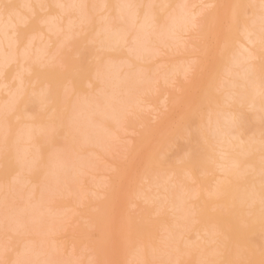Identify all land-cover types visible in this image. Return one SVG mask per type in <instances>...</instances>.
<instances>
[{
  "label": "rangeland",
  "instance_id": "rangeland-1",
  "mask_svg": "<svg viewBox=\"0 0 264 264\" xmlns=\"http://www.w3.org/2000/svg\"><path fill=\"white\" fill-rule=\"evenodd\" d=\"M3 1V0H2ZM10 0H4L3 1V4L0 5V12L3 11L2 8L4 9V12L3 13H6V11H10V10H13V7L15 9L14 11V18L17 17V15H19V18L20 16L21 17H26L28 14H30L31 11L28 12V10H25L22 8V7H17V5H12V2H9ZM19 2L21 0H18ZM66 0V2L64 1L63 4H61L62 0H50V5H52V7L50 6L48 9H41V5H38L37 3V0H33V3H34V10L36 12V14H34V17H33V21H36L35 18L41 16V18L43 19L44 17V25L43 26V23L40 24L41 26H39V29L40 27L42 28L41 30L43 31V27L45 28L44 30V36H41L39 38H37L36 40H32L29 38H27L28 36H25V34L27 35V32L29 33V30L30 28L32 27L31 24H33V21L30 22L28 21L27 23L23 24L20 23L19 26L20 28L23 30V33L25 36V41L23 42L24 47H21L19 48L18 46H14L13 48L15 49L16 48H19L18 50V53H16L17 55H15V52H16V49L14 51L13 50H10L9 48H7V46H5L4 43H6V40H9L11 41L13 38L11 36H7L6 34H9L11 33L12 31L9 30V26H10V19H8V23L5 21L4 23H0V162H4L5 165H10L12 167V170L14 169H18L17 170V173L14 172V175L11 173L8 172L7 173H4L5 171H3V165H0V194L2 192V196L0 195V216L3 214V216L0 217V252H2L3 249H5V246L7 248V245L10 246L11 244H13V237H17L19 241H17L15 244H16V247L14 246L12 251H11V254L14 253V251L16 252V254H18L19 252V255H21L20 257L22 259H20V257L18 256H12L11 258H9L8 261H5V260H2L0 259V264H2V262L4 264H34L35 260L36 261H40L38 264H93V262L95 263L96 261L97 262H101V258H96L92 259V254L91 253H94L96 250V248H92L93 244L94 246L93 247H97V243L95 242H92L91 239H94V241H96L97 239H99L98 237V233L100 232L98 227H92L90 226V222L89 220L86 218L87 214H89V211L92 212L91 214L95 213L96 210H97V207L99 205V203H101L103 200H104V197L106 196H109V195H113V198L116 197V191H110L108 190L110 188V186H112L117 180H116V176H118L117 172L120 170L123 171V173H127L126 174V177L128 178L127 180H129L128 182L130 183L129 186H132V180L131 178H133V180H135V178L138 179V181L136 182V185L133 187L132 191H131V195L128 196L129 198H127L128 200L125 202L128 204H125V207L124 210H121L120 207V204L119 203H116L115 201V204L114 206L111 208V211H110V218L113 216H118V213L116 215V212L120 210V216H123L121 217L120 219L126 221L127 223H129L130 225L134 226L135 225L139 228H142V230L144 231L145 235L142 236V237H138L136 235V233H131V231H129L128 234H125V236L127 237V239H130V240H134L133 242H128V245L129 247L131 246V250L129 249L128 250V253H127V256H125L122 259L118 258V257H113L111 260H110V264H133L134 261L132 260V258L130 259L131 255L134 254L135 250H136V256H137V253L141 256V255H144L143 253H139L137 252V250H141V249H133V247H136L138 246L141 242V244H146L145 242H147L148 245H152L154 244L149 250L150 252L152 251V248L153 250L156 251L152 252L153 254L152 255H149V257L147 258L148 261H145L142 262L143 264H197L195 263V261H192L194 258H196L195 256L197 255H200L199 253L201 254H204L203 251H207V250H204V248H207L208 251L206 252V254L209 256V250L212 249L213 247V244L216 245V242H210L209 241V237L205 236L208 238L207 239H201L202 237H200L199 235H201V233L198 235V233L196 234L195 230H192V228L194 229V226H198L195 225L193 223V220L192 219L193 217L195 218V214L194 212H192V210L194 209L193 206L190 204V203H197L198 201H190V199H185V197L188 195L187 194V191H188V187H184L183 189V186H178L179 188L178 189H175V190H172V195L174 197H172V199H174V202L178 203L180 202L179 200H182V197L183 200L180 202V207H179V212H176V213H172L171 210H168L167 208L165 209V205L168 204V201H164L163 199H165L163 196L162 198L163 199H159V197H156L159 201L160 204H164L163 207L160 208V205L158 204V201L157 199L153 196L155 195H158L160 193V191L158 192V189L157 187H154L153 188L151 187V190L150 189V182L147 181V180H141L142 177L141 175L144 174V172H142V169L140 168L141 166L138 165L136 163V165H131L133 167H130L127 165L126 166V162H128L127 160L130 159L132 156H131V153L132 151H134L138 146V149H137V152H138V156H140L139 154H143L144 155V152L147 151L148 153L151 152V151H154L156 149V139L158 138H161L162 134H158V136H152L150 135V132L152 133V130H154V127H156V125L160 122L159 120H161V118H165L164 121L168 120L169 119V122L168 123H165L163 122V125L164 123L167 125L169 124V127H175L176 126V113H179L178 110H176V104H178L179 101L182 99V96H180V94H182L183 92H186L185 89H187V87L190 85L191 86V83L195 78V76H197V72L194 73V75L192 76V73L194 71H192V73H187L189 71V69L186 71V74L188 75H178L175 74L177 77H176V80L174 82V79L175 77H173V74L175 72H179L183 71L180 70L179 67H181V65L185 64L182 66V68H184V66L189 67L191 66L193 63H196V59L198 58V55L197 54V51L199 52L200 49L204 42H205V39L200 37L198 35V29H193V30H190L191 33H187L188 35L184 36L183 38L184 39H180L182 41V43H184V46L179 42V41H176V39H172L167 35V33L169 32L170 30V21H171V16H175L174 14H179L180 12V7L184 5L185 7V4L186 5H189L188 2H192V0H184V3L183 0H171V6L170 8L168 7L167 10L169 11H160V12H157V17L158 19L162 22V24H160L159 22V25L162 26V28L160 27L158 30L157 29H153L155 30V32L153 33L154 34H157L158 35V38L161 39V42L163 45H165V48L163 49H157V47L159 48L160 46H158L156 44L153 45L155 46V48L152 49V51H154V53L150 52V54L152 55H157L158 54V51L157 50H161L162 52L160 53V55H157V58L155 56H153V58H150V56H148V53H146L144 50L145 48L147 47V41L149 38H154L153 35L151 36L150 34L151 31L153 32V30H149L148 32H146V26L144 25H140V23L138 21H133L131 19V17L133 16V14L131 15V13H133L134 9L135 10H140L141 12H146V11H151L153 9H157L161 3V1L163 0H116L119 4H117V2L115 3V0H114V3H112V6H113V9H112V12H110V14H108L107 11H105L106 15L103 13L104 11L102 10V0ZM83 1V2H81ZM90 6H88L87 2ZM133 1H136V2H133ZM174 1V2H173ZM181 1V3H180ZM195 1V0H193ZM199 1L201 2V0H198V3H197V0H196V3L199 4ZM210 0H204L202 1L199 5H197L195 7V10L191 8V10H194L196 11H202L205 9V12L204 13V16L205 18H203V22L206 21V20H209V17L211 15L210 12H213V7L209 9V6L210 5H206L208 4L207 2H209ZM18 2V4H19ZM76 2V5L75 6V3ZM81 2V4H80ZM133 2V3H131ZM140 2V3H139ZM146 2V4H145ZM173 2V3H172ZM6 3L8 5H6ZM57 3V4H56ZM67 6V10L65 11V13L61 14V16L59 15L58 17H53L54 15L52 14V11L55 10H60L61 11V8L63 9L65 7V5ZM78 3V4H77ZM135 3H137L135 5ZM144 3V4H142ZM159 3V4H158ZM180 5H179V4ZM188 3V4H187ZM195 4H190L189 7L191 5H196ZM87 4V5H86ZM148 4V5H147ZM177 4V5H176ZM80 5V6H78ZM147 5V6H146ZM262 6L260 3H256V10L255 11H259V6ZM16 6V7H15ZM64 6V7H63ZM87 6V7H86ZM101 6V7H100ZM135 6V7H134ZM142 6H145V10L142 11ZM149 6V7H148ZM155 6V7H153ZM175 6V7H174ZM79 7V8H77ZM80 7H81V10H80ZM90 7V8H89ZM122 7V8H121ZM134 7V8H133ZM172 7V8H171ZM199 7V8H198ZM205 7V8H204ZM259 7V8H258ZM22 8V9H21ZM54 8V9H53ZM86 8H88L86 10ZM96 8V9H95ZM101 8V9H100ZM119 10H117V9ZM178 10H176V9ZM188 8V7H186ZM197 8V9H196ZM253 8V7H251ZM251 8L249 9V7H247V12H246V16L244 17L246 22H249V19H255L256 18V15H258V13H255V16L253 15H250L251 12ZM9 9V10H8ZM38 9V11H37ZM89 9L91 11H89ZM116 11H115V10ZM144 9V7H143ZM149 9V10H148ZM208 9V10H207ZM262 10V8H260ZM20 10V11H19ZM33 10V8H32ZM42 10V11H41ZM95 10V12H94ZM47 11V12H46ZM74 11V12H73ZM178 13H177V12ZM41 12V13H40ZM82 12V13H80ZM87 14H86V13ZM100 12V13H99ZM102 12V13H101ZM168 13V15H166L165 13ZM43 13V14H42ZM98 13V15H97ZM120 13V14H119ZM174 13V14H173ZM210 13V15H208ZM248 13V14H247ZM2 14V12L0 13ZM24 14V15H23ZM49 17H48V15ZM52 14V15H50ZM69 14V15H68ZM73 14H78V15H75L73 16ZM104 14V15H103ZM107 14L109 15L108 17ZM114 14V15H112ZM166 15V16H163V15ZM172 14V15H171ZM260 14V12H259ZM263 14V13H261ZM26 15V16H25ZM47 15V16H46ZM67 15V16H66ZM97 15V16H96ZM111 15V16H110ZM118 17H117V16ZM131 15V16H130ZM171 15V16H170ZM46 16V17H45ZM72 16V17H71ZM86 16V17H85ZM162 16V18H161ZM207 16V17H206ZM248 16V17H247ZM252 16V17H251ZM98 17V18H96ZM113 20V18H115ZM123 17V18H122ZM128 17V19H127ZM160 17V18H159ZM170 17V18H169ZM176 17H178L176 15ZM259 17V15H258ZM257 17V18H258ZM261 17V15H260ZM259 17V18H260ZM6 17H3L2 18V21L3 19H5ZM40 18V17H39ZM40 18V19H41ZM51 18V19H50ZM70 18V19H69ZM96 18V19H94ZM165 18V19H164ZM168 18L170 20H168ZM41 19V20H42ZM49 19V20H48ZM58 19V21H57ZM65 19V20H64ZM67 19V20H66ZM106 19V20H105ZM111 19V20H110ZM205 19V20H204ZM15 20V19H14ZM13 20V21H14ZM17 20V19H16ZM50 20H52L50 22ZM54 20V21H53ZM63 20H64V23H63ZM77 20V21H76ZM87 20V22H86ZM94 20V21H93ZM106 22H105V21ZM109 20V21H108ZM117 20V22H116ZM173 20V19H172ZM177 20V18H176ZM49 21V22H48ZM100 21H103L102 24H100ZM113 21H114V24H113ZM133 21V22H132ZM166 21V22H165ZM55 22V23H54ZM93 22V23H92ZM136 22V23H135ZM6 23V24H5ZM50 23V24H49ZM62 23V24H61ZM91 23V24H90ZM116 23V24H115ZM139 23V24H138ZM48 24V25H47ZM52 24V25H51ZM99 24V25H98ZM115 25L113 27V25ZM120 24V25H118ZM133 24V25H132ZM72 25V26H71ZM74 25V26H73ZM84 27H83V26ZM122 25V26H121ZM135 25V26H134ZM164 25V26H163ZM64 28H63V27ZM78 26V27H77ZM81 26V27H80ZM99 26V27H98ZM108 26H110V29L107 31H101L102 29H104L105 27L107 28ZM54 27V28H53ZM63 29H62V28ZM83 27V28H82ZM130 27V28H129ZM135 27V28H134ZM144 27V28H143ZM163 27H167V28H163ZM49 28H53L55 31L54 32H50L49 33ZM117 28V29H115ZM123 28V29H122ZM73 29V30H72ZM101 29V30H100ZM115 29V30H114ZM129 29V30H127ZM136 29V30H135ZM143 29V30H142ZM161 29H164V34H161L162 37H159L160 35V30ZM9 30V31H8ZM64 30V31H63ZM95 30V31H94ZM113 30V31H112ZM127 30V31H125ZM140 30V31H138ZM158 32H157V31ZM7 31V32H6ZM68 32L67 33H62V32ZM99 31V32H97ZM111 31V32H110ZM119 31L121 32V34H126V37L127 34L131 33V35H129V37L127 38L130 39L129 40V45H132V47L134 48V52L133 53H136L134 54V56L132 55H129L127 57V55L129 54V50L128 52L126 51L125 47L128 49V43L125 44V45H122L120 46L119 44L116 45V42L115 41V36H116V32ZM135 31V32H134ZM189 31V32H190ZM94 32V33H93ZM50 34V35H47ZM102 33V34H101ZM107 33V34H106ZM110 33V35H109ZM197 33V34H196ZM46 34V35H45ZM100 34V36H99ZM118 34V33H117ZM122 34V35H123ZM140 34H143V35H140ZM6 35V36H5ZM74 35V36H73ZM78 35V36H77ZM94 35V36H93ZM135 35H137L135 37ZM150 37H149V36ZM157 35H154L155 37ZM50 36V37H49ZM60 36V37H59ZM88 36V37H87ZM139 36V37H138ZM53 37V38H52ZM66 37V38H65ZM69 37V38H68ZM92 39H91V38ZM147 37V38H146ZM3 38V39H2ZM27 38V39H26ZM151 38V39H152ZM187 38V39H186ZM197 38V39H196ZM41 39V40H40ZM46 39V40H45ZM50 39V40H49ZM87 39V41H86ZM98 39V40H97ZM140 40V41H137V40ZM143 39H144V42H143ZM169 39V40H168ZM172 39V40H170ZM4 40V41H2ZM45 40V41H44ZM97 40V41H96ZM101 40V41H100ZM136 40V41H134ZM167 40V41H166ZM195 40V41H194ZM210 40V38L208 39ZM35 41V42H34ZM36 41H38L36 44ZM109 41V42H108ZM169 41V42H168ZM33 43V44H30ZM41 42V43H40ZM51 42V43H50ZM56 42V43H55ZM87 42V43H86ZM105 42V43H104ZM107 42V43H106ZM143 42V44H142ZM164 42V43H163ZM173 42V44H172ZM179 44V46L177 45H174V43H177ZM190 42V43H189ZM3 43V45H2ZM27 43V44H26ZM50 43V44H49ZM84 43L82 46L81 44ZM102 43V44H101ZM166 43V44H165ZM200 43V44H199ZM53 44V45H52ZM60 44V45H59ZM103 45V47L101 48V46ZM113 44V45H112ZM136 44V45H135ZM141 44V45H140ZM144 44H145V47H144ZM187 44V45H186ZM191 44V45H190ZM41 45V46H40ZM52 46H55V48H51L50 51L48 50L50 47ZM67 45V46H66ZM80 45V46H79ZM90 45V46H89ZM95 45V46H94ZM106 45V46H104ZM171 45V46H169ZM183 47H182V46ZM186 45V46H185ZM193 45V47H191ZM5 46V47H4ZM32 46V47H31ZM72 49H71V47ZM94 46V47H93ZM99 46V47H98ZM125 46V47H124ZM167 46V47H166ZM238 46V45H237ZM106 47V49L104 48ZM110 47V48H109ZM23 48V49H22ZM89 48V49H88ZM92 48V49H91ZM98 48V49H97ZM108 48V49H107ZM112 48V49H111ZM138 48V49H137ZM179 49V50H175V49ZM237 48V47H236ZM8 49V50H7ZM36 49V50H35ZM55 49L56 52H55ZM105 49V50H104ZM111 49V50H110ZM117 49H118V52H117ZM141 49V50H139ZM143 49V50H142ZM173 49V50H172ZM185 49H191V50H187L185 51ZM5 50H6V54H5ZM10 50V51H9ZM26 50V51H25ZM52 50V51H51ZM67 50V51H66ZM125 50V53L124 51ZM172 50V51H171ZM22 51V52H21ZM65 51V52H64ZM86 51V52H85ZM105 51V52H104ZM178 51V53H177ZM183 51H185L186 54H184V52L182 53ZM194 52L191 54V52ZM50 52H52L50 54ZM107 52V53H106ZM109 52V53H108ZM156 52V53H155ZM173 52V53H172ZM180 52V54H179ZM235 52V51H234ZM80 53V54H79ZM99 53V54H98ZM127 53V55H126ZM164 53V54H163ZM189 53V54H188ZM236 53V52H235ZM235 53H233L229 59H232L233 57H235ZM5 54V55H4ZM12 54V55H9ZM49 54V56H48ZM144 54V55H143ZM163 54V55H162ZM169 54V55H167ZM175 54V55H174ZM31 55V56H30ZM56 55L59 57L56 58ZM80 56V57H77ZM102 55V56H101ZM111 55H116V56H122V57H127L129 60L133 61V62H136V61H139V62H136L139 67V69H143L144 67H149L151 70H149L148 68L144 69L145 70V73L147 75H142L144 74V71H140L137 67H134L131 69V71L127 68V71H125L126 69H123V71L119 73V75L123 74L124 76H121L119 77L118 73H117V69L116 67L114 66V63L110 61V56ZM167 55V56H166ZM183 55V56H182ZM42 56V57H41ZM82 56V57H81ZM95 56V57H94ZM142 58H141V57ZM200 56V55H199ZM13 57V58H12ZM16 57V58H15ZM28 57H31V58H28ZM44 57V59H43ZM51 57V59H49ZM53 57V58H52ZM66 57V58H65ZM149 57V58H148ZM190 57V58H189ZM202 57V56H201ZM3 58V59H2ZM6 58V59H5ZM11 58V59H10ZM33 58V59H32ZM58 61H64L66 66H71L73 67L75 64L77 65L78 63L81 65L82 67V71H79L80 73V76L82 78H84L83 80L85 79H91L93 76L91 74H94V69L96 67H101V69L103 70V73H104V76H103V83L99 82V81H96L93 83L92 85V88H90V86L87 84L82 86V85H79V87L81 86V92L80 94H78L79 92H76V91H72L70 92V80H68V76H63V82L62 84H65L61 85V88H66L65 90H67V93L64 92L65 90L61 89V91L64 93V95L62 94L61 96H59L58 94L60 93L59 91H57L54 87H52L51 89V94H54L55 97H56V100L52 103H45L46 99L43 100V95H42V91H41V87L43 88V85L42 83H39L37 82L36 84H32L30 87L28 86L29 83L27 82L29 80V78L31 77L30 75L32 74V72H35L36 74H41V73H44L46 71H55L57 72V75H60V74H63L64 73V68L62 67L61 63L60 62H57L56 59ZM62 58V59H61ZM82 58V59H81ZM95 58V59H94ZM101 58V59H100ZM105 58H107L105 60ZM147 58L148 60L151 59L152 61H147L145 59ZM162 58V59H161ZM189 58V59H188ZM196 58V59H195ZM19 59L21 61H19ZM30 59V60H29ZM53 59V60H52ZM134 59V60H133ZM185 59H187L185 61ZM194 61H193V60ZM5 60V61H4ZM12 61L15 63V61H18V63L16 62L15 64L11 62V64L9 63V65L6 67V64L9 62V61ZM14 60V61H13ZM71 60V61H70ZM83 60V61H82ZM105 60V61H104ZM154 60V61H153ZM192 60V61H191ZM24 61V62H23ZM25 61L27 62V65L25 63ZM33 64H30L31 62ZM44 62V63H41ZM73 61V62H72ZM89 61V62H88ZM93 61H101L99 64H96V67L93 66L94 63H98V62H94ZM146 61V62H145ZM190 61V62H189ZM24 63L23 65L21 63ZM51 62V63H50ZM54 62V63H53ZM70 62V63H69ZM83 62V63H81ZM104 62V64H103ZM144 64H142V63ZM161 62V63H160ZM183 62V63H182ZM35 63V64H34ZM90 63V64H89ZM113 63V65L111 64ZM179 63V64H178ZM192 63V64H191ZM230 63V62H229ZM229 63H228V66H229ZM14 64V65H13ZM61 66H60V65ZM92 64V65H91ZM101 64V65H100ZM108 64V65H107ZM167 64V65H166ZM20 65V66H19ZM33 68L30 69L32 66ZM59 65V66H58ZM86 65V66H85ZM110 65V66H109ZM157 67H156V66ZM173 65V67H171ZM180 65V66H179ZM26 66V67H25ZM51 66V67H50ZM175 66V67H174ZM227 66V69L224 70V75H226L225 71L228 72L231 68V64H230V67L228 68ZM36 67V68H35ZM87 67V68H86ZM95 67V68H94ZM156 69H154V68ZM246 67H249L246 65ZM15 68V69H13ZM38 68V69H37ZM51 68V69H50ZM59 68V69H58ZM90 68V69H89ZM92 68H94L92 70ZM137 68V69H136ZM164 68V69H162ZM168 68V69H167ZM175 70L174 71H171V70ZM7 71H6V70ZM34 69V70H33ZM54 69V70H53ZM58 69V70H57ZM88 73H87V71ZM167 69V70H166ZM229 69V70H228ZM249 69V68H247ZM247 69H245V71H247ZM25 70V71H24ZM31 72H29V71ZM128 70L130 71L128 74H126L128 72ZM135 70H138V71H135ZM169 70V71H168ZM185 70V69H184ZM15 71V72H14ZM73 69L70 71V75L72 73ZM105 71V72H104ZM125 71V72H124ZM149 71V72H148ZM160 71V72H159ZM171 71V72H170ZM6 72V73H4ZM11 72H13L11 75ZM29 72V74H28ZM91 72V73H90ZM141 72V73H140ZM143 72V73H142ZM155 72V73H154ZM170 73V74H167V73ZM18 73V74H17ZM138 73V74H137ZM159 73V74H158ZM26 74V76H25ZM141 74V75H139ZM153 74V75H151ZM163 74V75H162ZM166 74V75H165ZM223 74V73H222ZM23 75V76H22ZM91 75V77H90ZM125 75H128L130 78H128V76H125ZM150 75V76H148ZM222 75V76H224ZM5 76V77H4ZM89 76V77H88ZM111 76V78H109ZM139 78H138V77ZM143 77L144 76V79L143 80H146L151 78V80H148L146 84H141V81L142 78L140 77ZM145 76H148L147 79L145 78ZM155 77L154 79L152 77ZM166 76V77H165ZM185 76V78H184ZM12 77V78H11ZM18 77V78H17ZM116 77V78H115ZM161 77V78H160ZM168 77L170 79H168ZM172 77V79H171ZM5 78V79H4ZM11 79V85L10 88H13L14 85H15V88L11 89V91H4L5 89V86H3V82H5V80L7 79ZM114 78V79H113ZM118 78L122 79L123 81H125L126 83H123V84H118L117 81H118ZM126 78H128L129 80H127ZM193 78V79H192ZM2 79V80H1ZM15 79V80H14ZM24 79V81H23ZM139 79V80H138ZM157 79V80H155ZM178 79V81H177ZM222 79V78H221ZM220 79V80H221ZM20 80V81H19ZM128 82H127V81ZM26 81V82H25ZM70 81V82H69ZM153 81V83L151 82ZM154 81H159L157 84L154 82ZM173 81V83H172ZM16 82V84H15ZM113 82V83H112ZM145 82V81H143ZM161 82V83H160ZM190 82V84H189ZM19 83V85H18ZM25 83V84H24ZM128 83V84H127ZM171 83V84H169ZM182 85V87L180 88V91L179 89L177 90L176 88L177 87H180V85ZM219 83V82H216L215 85ZM69 84V85H68ZM126 84V86H125ZM149 84V85H148ZM153 84V85H151ZM162 84V85H161ZM165 84V85H164ZM25 85V86H24ZM36 85V86H35ZM40 85V86H39ZM120 85V86H118ZM122 85H124L122 87ZM147 85V86H146ZM168 85V86H167ZM179 85V86H177ZM193 85V84H192ZM24 86V87H23ZM167 86V87H166ZM176 86V87H175ZM36 87V88H34ZM125 87V88H124ZM149 87V88H147ZM151 87V88H150ZM4 88V89H3ZM21 88V90H20ZM31 88V89H30ZM76 88V87H75ZM84 88V89H83ZM87 88H89L90 90H88ZM116 88V89H115ZM119 88V89H118ZM145 88V89H144ZM159 88V89H158ZM242 89V87H240ZM240 88L238 89L240 91ZM245 88V87H244ZM243 88V89H244ZM3 89V91H2ZM39 89V90H38ZM79 89V88H78ZM76 88L77 91H80ZM82 89H83V92L85 90L86 94H88L86 97H89V98H86L85 97V94L82 93ZM92 89V91H91ZM96 89V91L94 90ZM125 89V91H124ZM147 89V91H146ZM151 92H154V93H149V90ZM24 90H26L25 92H23ZM30 92H29V91ZM38 90V91H36ZM87 90V91H86ZM121 90V91H120ZM145 90V91H144ZM156 90V91H154ZM246 90V89H244ZM20 91V92H19ZM91 91V92H90ZM108 91V92H107ZM127 91V92H126ZM132 91V92H131ZM134 91V93H133ZM199 91V90H198ZM197 91V92H198ZM4 92V93H3ZM88 92V93H87ZM93 92H95L94 94H92ZM99 94H98V93ZM113 92V93H112ZM124 92V93H123ZM147 92V93H146ZM170 92V93H169ZM2 93V94H1ZM18 93V94H16ZM39 93V94H38ZM41 93V94H40ZM71 93H73L71 95ZM76 93V94H75ZM82 93V95H81ZM127 95H126V94ZM132 93V94H131ZM136 93V94H135ZM145 93V95H143ZM167 93L170 94L171 96V102H172V106L173 109L170 111L171 113V117H170V114H169V110L168 108L166 107V102H164L166 99H165V96L167 95ZM173 93L174 96H172L171 94ZM4 94V95H3ZM27 94V95H26ZM49 94V92H48ZM70 94V95H69ZM75 94V95H74ZM97 94V95H95ZM115 94V95H113ZM125 94V95H124ZM131 94V95H130ZM147 94V95H146ZM165 94V95H164ZM7 95V96H5ZM14 95V96H13ZM80 95V96H79ZM107 95V96H106ZM112 95V96H111ZM153 95V96H152ZM184 95V93H183ZM219 95V94H217ZM4 100H2L3 98ZM64 96V97H63ZM79 96V97H78ZM84 97V99H79ZM146 96V97H145ZM7 97V98H6ZM28 99H27V98ZM62 99H61V98ZM78 97V98H77ZM91 97V98H90ZM95 97V99H94ZM129 97V98H128ZM136 97V98H134ZM164 97V99H163ZM184 97V96H183ZM23 98V99H22ZM25 98V99H24ZM59 98L61 100H59ZM85 98L87 100H85ZM113 98V99H111ZM124 98V99H123ZM126 98V99H125ZM16 99V100H15ZM18 99V100H17ZM93 99V100H91ZM107 99V100H105ZM135 99V100H133ZM223 99V97H222ZM6 100V101H5ZM9 100V101H8ZM59 100V102H58ZM67 100V101H66ZM80 100V101H79ZM101 100V101H99ZM111 100V102H110ZM113 100V101H112ZM131 101V106L132 107V110L131 108L128 106V104H130V101ZM138 100V101H136ZM2 101V102H1ZM29 101V102H28ZM63 101V102H62ZM68 101L70 102L68 104ZM90 101V103H88ZM134 101V102H132ZM136 101V102H135ZM222 101V100H220ZM223 101H225V98L223 99ZM222 101V102H223ZM9 102V103H8ZM19 102V103H18ZM21 102V103H20ZM25 102L27 104H25ZM62 102V103H61ZM76 102V103H75ZM100 102V103H99ZM101 102L103 103L101 106L99 104H101ZM182 102V100L180 101ZM8 103V104H7ZM40 107H39V105ZM56 103V104H55ZM59 103V104H57ZM61 103V104H60ZM84 103V104H83ZM124 103V104H123ZM127 103V105H125ZM149 103V104H148ZM164 103V104H163ZM224 103V102H223ZM221 103V105L223 104ZM87 104V105H85ZM110 104V105H109ZM134 106H133V105ZM137 104V105H136ZM141 106H140V105ZM180 104V103H179ZM15 105V106H14ZM20 105V106H18ZM36 105V106H35ZM57 105V106H56ZM69 106L71 108H68L69 110H67L68 112L65 113L66 116V120L65 122H61L60 126L57 127L55 126V124L58 122V119L56 118H53V114L58 112V110L60 109V107L62 106ZM115 105V106H114ZM117 105V107H116ZM224 105V104H223ZM222 105V106H223ZM17 106V107H16ZM53 106V107H52ZM86 106V107H85ZM91 106V107H90ZM95 106V107H94ZM99 106V108H98ZM106 106L105 108H109L110 106V109H106L104 110L105 108H102ZM113 106V108H112ZM125 106V108H124ZM16 107V108H15ZM49 107H51V110L48 111ZM101 107V109H100ZM115 107V108H114ZM123 107V108H122ZM175 107V108H174ZM240 107V106H239ZM238 107V108H239ZM244 106H241L240 109H241V112H244L242 113V116H243V125L245 123V125L243 126L245 129H244V133L246 135V137H250V139L254 138V137H257V141H261V140H264V113L262 112L263 110H254L252 108L248 109V108H245L246 110H244L243 108ZM14 108V109H13ZM41 108V109H40ZM86 108L90 109L91 110L88 112H86ZM111 108L112 109H115L113 112V115L114 113L118 116L116 117V115L112 116V112H111ZM118 109V112H117V109ZM127 108H130L129 110H127L126 112V109ZM136 108V109H135ZM156 108V109H155ZM237 108V109H238ZM15 109H17V111H15ZM47 109V110H46ZM94 109V110H93ZM123 109V110H122ZM249 111H248V110ZM15 113H13L12 111ZM99 110L100 113H97ZM104 110V111H103ZM125 110V111H124ZM239 110V109H238ZM6 111V112H5ZM79 111V112H78ZM81 111V112H80ZM108 111V112H107ZM122 111V112H121ZM124 111V112H123ZM130 113V111L132 113ZM138 111V112H137ZM177 111V112H176ZM253 111V112H252ZM90 112H92V116L90 115ZM93 112H96L95 114H93ZM107 112V113H106ZM239 112V111H238ZM240 112V113H241ZM5 113V114H3ZM14 115H13V114ZM20 114V118H15V115L16 114ZM118 113V114H117ZM129 114V118H128V114ZM173 113L175 115H173ZM239 113V114H240ZM248 113V114H247ZM10 114H12V116H10ZM76 114V115H75ZM81 114V115H80ZM127 114V115H126ZM169 116L166 118L165 116L168 115ZM255 114V115H254ZM74 115V116H73ZM85 117H83V116ZM102 115V116H101ZM107 115V116H105ZM111 115V116H110ZM127 117H126V116ZM228 115V114H226ZM257 115V116H256ZM3 116V117H2ZM88 116V118L86 117ZM90 116V117H89ZM94 116V117H93ZM96 116V117H95ZM123 116V117H122ZM174 116V117H173ZM231 116V115H230ZM253 116L255 118H253ZM7 117V118H6ZM103 117V118H102ZM125 117V118H124ZM9 118L10 121H7ZM30 118V119H28ZM78 118V119H77ZM96 118V120H95ZM112 118L111 122H110V119ZM114 118V119H113ZM221 118V117H220ZM259 118V119H257ZM263 118V119H262ZM14 119V120H13ZM64 119V118H63ZM85 119V120H84ZM94 119V120H93ZM99 119V120H98ZM124 119V120H123ZM174 119V120H172ZM199 119V118H198ZM53 120V121H52ZM84 122H83V121ZM90 120V121H89ZM101 120V121H100ZM104 120H108V121H104ZM115 120L117 121V125L115 123ZM120 120V121H119ZM121 120L125 123L124 124L123 122H121ZM171 120V121H170ZM197 118L195 119H192L190 121V123L187 125V130H186V134L180 136V135H177L176 132L172 133L171 134H167L165 137V140H166V143L165 145L162 147L161 149V156L160 157V161L163 163L164 166H168L169 165V168H171V165H172V168L175 166H179L181 164V162H188V159L191 158L194 160V162L197 160V159H201V157L203 156V150L202 148H204V146H206V142L207 141H203L201 138L202 137V133L200 132V127L198 125V120ZM220 120V119H219ZM254 120V121H253ZM93 121H95V125L93 124ZM119 121V122H118ZM6 122V123H5ZM24 122V123H23ZM32 122V123H31ZM36 122V123H35ZM40 122V123H39ZM43 122V123H41ZM99 122V123H97ZM100 122L102 123L101 126H104V127H101L99 126L100 125ZM106 122V123H105ZM109 122V123H108ZM193 122V123H192ZM222 122V121H221ZM247 122V123H246ZM23 123V124H22ZM73 124L68 126L67 124ZM91 123V125L89 124ZM115 123V125H114ZM123 123V124H122ZM22 124V125H21ZM35 124V125H34ZM43 124V125H42ZM78 124V125H77ZM105 124V125H104ZM122 124V125H121ZM33 125V126H32ZM38 125V126H37ZM90 125V126H89ZM96 125H98V127H96ZM165 125V126H166ZM194 125V126H193ZM47 127L44 131H38L39 127ZM67 126V127H65ZM89 129H87V127ZM109 126V128H107ZM191 126L192 128L190 129ZM16 127V128H15ZM18 127V128H17ZM56 129H55V128ZM64 127V128H63ZM210 127V126H209ZM254 127V128H253ZM261 127V128H260ZM5 128V129H4ZM68 128V129H67ZM112 128V129H111ZM117 128L119 130H117ZM152 128V129H150ZM66 130H68V133H66ZM78 129V130H77ZM84 129V130H83ZM86 129V130H85ZM97 129H99V131H97ZM106 129V130H105ZM130 129V130H129ZM150 129V130H148ZM199 129V130H198ZM211 129V127H210ZM209 129V130H210ZM18 130V131H17ZM35 130V131H33ZM77 130V131H76ZM89 132H88V131ZM96 130V131H95ZM101 130V131H100ZM113 130V132H112ZM226 130V129H224ZM228 130V129H227ZM226 130V131H227ZM86 131V133L84 132ZM117 131V133H116ZM190 131V133H189ZM193 131V132H192ZM225 131V132H226ZM254 131V132H253ZM258 131V132H257ZM7 132V133H6ZM14 132V134H13ZM24 132V133H23ZM36 135H34L33 134ZM56 132V133H55ZM93 132V133H92ZM99 132V133H98ZM106 132V133H105ZM110 132V133H109ZM185 132V131H184ZM203 132V131H202ZM229 132H236V129H230ZM247 132V133H246ZM249 132V133H248ZM9 133V134H8ZM55 133V134H54ZM83 133V134H82ZM105 133V134H104ZM189 133V134H188ZM16 134H18L16 136ZM80 134V135H78ZM85 134V135H84ZM109 134H112V135H109ZM117 137H115L116 135ZM257 134V135H256ZM30 135H33L34 136V142L37 144L39 143V145H43L42 147H46L48 153H47V162L49 163H46V165L42 168V167H39V166H36L38 164L37 162V158H36V144H35V149L33 147H29V142H28V137ZM92 135V136H91ZM100 135H103V136H100ZM119 135V136H118ZM176 135L178 137H176ZM243 135V138H245ZM45 136V138H44ZM78 137L77 139H81V140H77L76 137ZM142 136V137H141ZM172 136V137H171ZM185 136V137H184ZM5 137V138H4ZM50 137L52 139H50ZM71 137V138H69ZM146 137L144 140L142 138ZM182 137V138H181ZM214 139L215 137L212 136ZM248 137V138H249ZM259 137V138H258ZM87 138V142H85L86 140L85 139ZM97 138V139H96ZM102 138V139H101ZM106 138V139H105ZM108 138V139H107ZM110 138V139H109ZM149 138V139H147ZM155 140H154V139ZM189 138V139H188ZM213 138H211V141L213 140ZM247 138V139H248ZM261 138V139H260ZM22 139V141H20ZM45 139V140H44ZM101 139V140H100ZM112 139V140H111ZM114 139V140H113ZM151 139V141H150ZM186 139V140H185ZM192 139V140H191ZM210 139V138H209ZM208 139V140H209ZM246 139V140H247ZM256 139V138H255ZM260 139V140H259ZM15 140V141H14ZM104 140V141H103ZM249 140V139H248ZM41 141V142H40ZM55 141V142H54ZM81 142L82 145L78 142ZM89 141V142H88ZM92 141V142H90ZM95 141V142H94ZM102 141V142H101ZM107 141L108 143L110 144H107ZM145 141V142H144ZM147 141V142H146ZM151 143H150V142ZM174 141V143H173ZM215 140H213V143H214ZM250 141V140H249ZM247 141V142H249ZM253 142V139L251 140ZM257 141L255 140V142L257 143ZM22 142V143H21ZM27 145H24V143ZM58 142V143H57ZM169 142V144H168ZM194 142V143H192ZM3 143L5 146H3ZM20 143V144H19ZM52 143L54 144V146L52 145ZM78 143V144H77ZM85 143V144H84ZM92 145H91V144ZM112 143V144H111ZM115 143V144H114ZM138 143V144H137ZM143 145H142V144ZM148 143V144H147ZM251 143V142H249ZM58 144V146H57ZM80 144L79 148H78V145ZM141 144V145H140ZM195 144V145H194ZM212 144V143H211ZM215 144V143H214ZM213 144V147H216V145ZM253 144V143H252ZM61 145V147H60ZM85 145V146H84ZM104 145V147H103ZM113 145V147H112ZM147 145V146H146ZM209 145H210V142H209ZM255 145V144H253ZM64 146V147H63ZM84 146V147H83ZM99 146V147H98ZM153 146L154 149H153ZM169 146V147H168ZM212 146V145H211ZM210 146V147H211ZM50 147V149H48ZM72 147H75L74 148V153L73 152V148ZM83 147V149L81 148ZM98 147V148H97ZM103 149H102V148ZM143 147V148H141ZM151 147V148H150ZM195 147V149H194ZM14 148V149H13ZM25 148V149H24ZM28 148V149H27ZM29 148H33V149H29ZM101 148V149H99ZM105 148V149H104ZM110 148V149H109ZM127 148V149H126ZM129 148V149H128ZM139 148L141 150H139ZM166 148V149H165ZM169 148V149H168ZM193 148V149H192ZM165 149V150H164ZM35 151V152H30V151ZM81 150H83L81 152ZM102 150V151H101ZM126 150H129L126 151ZM211 150V149H210ZM57 151V152H56ZM90 151V153H89ZM93 151V153H91ZM140 151V152H139ZM213 151V150H212ZM59 152V153H58ZM80 152V153H79ZM135 152V151H134ZM3 153V154H2ZM13 153V154H12ZM31 153V154H30ZM51 153V154H50ZM84 153H88V154H84ZM96 153V154H94ZM199 153V154H198ZM12 154V157L11 155ZM84 154V155H83ZM103 154V155H102ZM210 154V153H209ZM212 154V153H211ZM210 154V155H211ZM214 156L216 153H214ZM32 155V156H31ZM62 155V156H61ZM76 155H78L77 157H75ZM80 155V156H79ZM82 155V156H81ZM93 155V156H92ZM87 156V157H86ZM95 156V157H94ZM99 156V158H98ZM102 156V157H101ZM131 156V157H130ZM190 156V157H189ZM217 156V154H216ZM15 157V158H14ZM31 157V159H29ZM91 157V158H90ZM128 157V158H126ZM130 157V158H129ZM141 157V156H140ZM189 157V158H188ZM12 158V159H11ZM27 158V159H26ZM50 158V159H49ZM101 158V159H100ZM164 158V162L162 161V159ZM37 159V160H35ZM55 159V160H54ZM178 159V160H177ZM185 159V160H184ZM12 160V162H11ZM60 160V161H59ZM64 160V161H63ZM76 160V161H74ZM92 160H93V163H92ZM97 160V161H96ZM56 161V162H54ZM94 161L96 163H94ZM177 161V162H176ZM202 161V160H201ZM14 162V163H13ZM61 162H62V165H61ZM68 164H67V163ZM76 162V163H75ZM86 162V166L84 165V163ZM125 162V163H124ZM138 162H140L138 160ZM261 162V160H260ZM66 163V164H65ZM70 163V164H69ZM81 163V165H80ZM88 163V164H87ZM91 163V164H90ZM184 163H182L181 165H183ZM262 163V162H261ZM31 164V165H30ZM64 164V165H63ZM124 164V165H123ZM141 164V163H140ZM177 164V165H176ZM13 165V166H12ZM39 165V164H38ZM50 165V167H48ZM60 165V166H59ZM72 165V166H71ZM79 165V166H78ZM180 165V166H181ZM2 166V167H1ZM60 168H59V167ZM67 168H66V167ZM84 166L86 168H84ZM90 166V167H89ZM124 166V168L122 169V167ZM126 166V167H125ZM138 168V170L135 168ZM179 166V167H180ZM196 166V171L198 173V179L199 178H202V175H200L199 173H202L203 171V168L205 167L204 165H202L200 163V160L196 162L195 164ZM38 167V168H36ZM62 167V168H61ZM71 167V168H70ZM79 167V168H78ZM80 167L81 170H80ZM87 167H88V170H87ZM121 167V168H120ZM128 167V168H127ZM49 168V169H48ZM59 168V169H58ZM66 168V169H65ZM168 168V169H169ZM30 169V170H29ZM32 169V170H31ZM36 169V170H35ZM38 169V170H37ZM40 169V170H39ZM65 169V170H64ZM86 169V170H85ZM91 169V170H90ZM95 169V172L93 170ZM118 169V171H117ZM198 169V170H197ZM202 169V170H201ZM264 169V167H263ZM25 170L29 171L27 172V176H25ZM56 172H55V171ZM201 170V171H200ZM32 171H38V172H41L43 173L42 175V180H41V183L39 184V187H32L31 185V182L29 180V177L31 175V172ZM46 171V173H45ZM86 171V172H85ZM135 173H134V172ZM154 171V170H153ZM152 171V174L154 176L152 177H155V179H157V182L160 181L159 179H161V182L162 184H164L163 186L165 187H170V184H168L169 182L172 183V180L168 181V179L166 180V178H164V176L161 177V175H159L158 177V173H154ZM260 171V170H259ZM19 172V173H18ZM71 172V173H70ZM138 172V173H137ZM87 173V174H86ZM142 173V174H141ZM262 173L264 174V171H262ZM7 174V176H6ZM70 174V175H69ZM73 174V175H72ZM81 175V177L79 175ZM85 174V175H83ZM131 174V175H130ZM217 174V173H216ZM214 174L212 175V177H207V180L206 182L204 183L205 186H207L208 188H210V184L214 181L213 179L216 178V177H222L221 174H219L218 176ZM261 174V173H260ZM259 174V175H260ZM13 175V176H12ZM29 175V177H28ZM83 175V176H82ZM116 175V176H115ZM133 175V176H132ZM61 176V178L59 177ZM115 176V178H114ZM132 176V177H131ZM4 177V178H3ZM10 177H13V178H10ZM75 177V178H74ZM78 177V179H77ZM219 177V178H220ZM251 178V175H247V178ZM7 178V179H6ZM10 178V179H9ZM164 178V180H163ZM245 178V177H243ZM245 178V179H247ZM263 176H260V178L258 177L257 179H262ZM3 179V180H2ZM77 179V180H76ZM203 179V178H202ZM244 179V180H245ZM256 179V178H255ZM1 180H2V183H1ZM4 180H6L5 182L7 181H10L8 183H5ZM27 180V182H25ZM64 180V181H63ZM73 180V181H71ZM116 180V181H115ZM154 180V178H153ZM200 180V179H199ZM209 180V182H208ZM75 181V182H74ZM79 181V182H78ZM141 181V183H140ZM246 181V180H245ZM58 182V183H57ZM108 182V183H107ZM168 182V183H167ZM196 182V181H195ZM207 182L209 184H207ZM5 183V185L3 184ZM29 184V187L27 188V184ZM76 183V184H75ZM111 183V184H110ZM140 185H139V184ZM2 184H3V187L5 186V189L4 191L3 190V187H2ZM9 187H8V185ZM75 184V185H74ZM105 184V185H104ZM108 184V185H106ZM192 186H189L190 188L192 187L195 188L197 185V182L194 183V182H190L189 185ZM11 185V186H10ZM21 185V187H20ZM47 185V186H46ZM69 185V186H68ZM98 185V186H97ZM101 185V186H100ZM102 185L104 187H102ZM145 185V186H144ZM147 185V186H146ZM166 185H169V186H166ZM209 185V186H208ZM214 185V184H212ZM8 187V188H7ZM19 187V188H18ZM24 187V188H23ZM62 187H64L65 189H63ZM71 189H70V188ZM97 187L99 189H97ZM109 187V188H108ZM149 187V188H147ZM176 186H171V188H173ZM17 188V189H16ZM40 188V189H39ZM61 188V189H60ZM139 188V189H138ZM143 188V189H141ZM167 188V189H168ZM169 188V189H171ZM8 189V190H7ZM11 189V190H10ZM28 189V190H26ZM36 189V190H35ZM54 189V190H53ZM68 189V190H67ZM79 189V190H78ZM24 190V191H23ZM39 190V191H38ZM62 190V191H61ZM72 190V192H71ZM135 190H138L136 191V194L133 195L135 192ZM182 190L184 191V193L182 192ZM253 190V189H252ZM11 191V192H10ZM36 191L38 194H36ZM50 191V192H48ZM64 191V193H62ZM89 191V192H88ZM110 191V192H108ZM142 191V193H141ZM189 191H191L189 189ZM23 192V193H22ZM25 192V193H24ZM30 192V193H29ZM71 194H70V193ZM115 192V193H114ZM133 192V193H132ZM175 192V193H173ZM6 193V194H5ZM89 193V194H88ZM99 193V194H98ZM149 195H148V194ZM154 193V194H153ZM183 193V195H182ZM10 194V196L8 195ZM25 194V195H24ZM78 194V195H77ZM102 194V196H101ZM104 194V196H103ZM115 194V195H114ZM140 194V195H139ZM144 194V195H143ZM175 194V195H174ZM187 194V195H186ZM36 195V197L34 196ZM38 195V196H37ZM51 195H54L51 196ZM72 195V196H71ZM98 195V196H97ZM133 195V196H132ZM153 195V196H151ZM177 195V196H176ZM186 195V196H185ZM16 196V197H15ZM28 196V197H27ZM48 196V197H47ZM52 198H51V197ZM102 198H101V197ZM141 196V197H140ZM149 197L151 198L153 201L150 202V203H147L146 204V201H145V197ZM8 197V202L6 200V198ZM25 197V198H24ZM45 197V198H44ZM68 197V198H66ZM90 197V198H89ZM28 198V199H27ZM36 198H37V201H36ZM85 198V199H84ZM101 198V199H100ZM17 199V201L14 203H12L13 201H15ZM32 199V200H31ZM43 199V200H42ZM84 199V200H83ZM175 199H178V200H175ZM5 200V201H4ZM46 200V201H45ZM55 200V201H54ZM81 200V201H80ZM94 200V201H93ZM132 200V201H131ZM161 200V201H160ZM166 200V199H165ZM10 201V202H9ZM24 201V203H23ZM27 201V202H26ZM44 201V202H43ZM50 201H54L53 203H51ZM144 201V202H143ZM188 205H187V203ZM34 202V203H32ZM41 202V203H40ZM83 202V203H82ZM154 202V203H153ZM163 202V203H162ZM184 202V203H183ZM6 203V204H5ZM80 203H82V207L80 205ZM92 203V204H91ZM113 203V202H112ZM18 204V206H17ZM20 204V205H19ZM50 204V205H49ZM52 204V206H51ZM131 204V205H129ZM80 205V206H79ZM128 205V206H127ZM146 205V206H144ZM150 205V206H149ZM160 209H162L161 211H158L157 208H153V207H158ZM187 205V206H186ZM189 205H191V207L189 208ZM13 206V207H12ZM24 206V207H23ZM41 206V207H40ZM49 208H48V207ZM91 206V207H90ZM135 206V207H134ZM138 206V207H137ZM162 206V205H161ZM167 206V205H166ZM182 206V207H181ZM11 207V208H10ZM34 209H33V208ZM57 207V209H56ZM116 207V208H115ZM186 207V209H185ZM188 207V208H187ZM11 210H10V209ZM14 208V209H13ZM55 208V209H54ZM93 208V209H92ZM119 208V210H118ZM138 208V209H137ZM184 208V210H183ZM193 208V209H191ZM9 209V212H7V210ZM13 209V210H12ZM17 209V210H15ZM22 209V210H21ZM39 209V210H38ZM54 209V211H52ZM116 209V210H115ZM129 209V210H128ZM182 209V210H181ZM189 209L191 211H189ZM37 210V211H36ZM42 210V212L40 211ZM49 210V212H48ZM74 210V211H73ZM139 210V211H138ZM154 210V211H153ZM6 211V213H4ZM32 211V212H30ZM76 211V212H75ZM78 211V212H77ZM84 211V212H83ZM125 211V212H124ZM156 211V212H155ZM167 211H171L170 212H167ZM186 211V212H185ZM189 211V212H188ZM194 211V210H193ZM3 212V213H2ZM25 212V213H24ZM36 212H39V213H36ZM56 214H55V213ZM72 212V213H71ZM86 212V213H85ZM150 212V213H149ZM151 212H155L156 214L154 215H149V214H153ZM160 212V214H159ZM183 212V213H182ZM193 213L194 215H192L193 217H190L188 216V214L190 213ZM51 213V214H50ZM78 213V214H77ZM123 213V214H122ZM145 213V214H144ZM11 214V215H10ZM21 214V215H20ZM27 214V215H26ZM35 214V215H34ZM36 214H38L36 216ZM69 214V215H68ZM83 214V215H82ZM140 214V216H139ZM174 214H176V216H174ZM180 214V215H179ZM183 214V215H182ZM32 215V216H31ZM41 215V216H39ZM52 215V216H51ZM73 215V216H72ZM143 215L146 216V218H148L147 220L143 219L145 218ZM191 215V214H190ZM57 218H54L56 217ZM72 216V217H70ZM76 216V217H75ZM78 216V217H77ZM143 216V218H142ZM148 216V217H147ZM152 216V217H151ZM166 216V217H165ZM179 216V217H178ZM182 216V217H181ZM37 217H40V218H37ZM46 217V218H44ZM155 217V218H154ZM175 219H174V218ZM5 218V219H4ZM20 218V220H19ZM52 220H50V219ZM54 218V219H53ZM74 218V219H73ZM125 218V219H124ZM136 218H138L136 220ZM164 219V221L166 222V226H163V227H160V229L162 230V228L166 229L164 230L163 232L157 228V225H158V222H156L157 220L159 221V219ZM177 218V219H176ZM9 219V220H7ZM18 219V220H17ZM26 219V220H25ZM39 219H40V222H39ZM67 219V220H66ZM84 219V220H83ZM87 219V220H86ZM150 219V220H149ZM171 219H173L174 221H172ZM37 220V221H36ZM55 220V221H54ZM74 220V222H72ZM81 220V221H80ZM83 220V221H82ZM149 220V221H148ZM177 220V221H176ZM179 220V221H178ZM23 221V222H22ZM36 221V222H35ZM68 221V222H67ZM70 221V222H69ZM77 221V222H76ZM147 223H146V222ZM163 221V220H162ZM172 221V222H171ZM192 221V222H191ZM53 222V223H52ZM57 222V223H55ZM165 222L161 225H165ZM168 222H169V226H168ZM180 222H182V224H180ZM24 223V224H23ZM39 223V225H38ZM45 223V225H44ZM49 223V224H48ZM63 223V225H62ZM73 223V224H72ZM142 223V224H141ZM162 223V222H161ZM191 223V224H190ZM32 226H30V225ZM140 224V225H139ZM157 224V225H156ZM172 224V225H171ZM186 224V225H185ZM190 224V225H189ZM194 224V225H193ZM5 225V226H4ZM22 225V226H21ZM29 225V226H28ZM35 225V227H34ZM49 225V226H48ZM51 225V226H50ZM64 227H62V226ZM88 225V226H87ZM152 225H154L152 227ZM183 225V226H181ZM187 227H185V226ZM193 225V226H192ZM17 226V227H16ZM20 226V227H19ZM25 226H26V229H25ZM28 226V227H27ZM42 226V227H41ZM191 226V228H190ZM5 227V228H4ZM49 227V228H48ZM52 227V228H50ZM55 227V228H54ZM83 227V228H82ZM149 227V229H148ZM156 227V228H154ZM18 228V229H17ZM21 230H20V229ZM24 228V231L22 230ZM27 228H30L29 230L31 231H28ZM40 228V229H39ZM57 228V229H56ZM64 228V229H63ZM115 230L113 229L114 233L117 232V228L114 227ZM139 228V229H140ZM154 228V230L152 229ZM170 228V230H169ZM174 228V229H173ZM186 228V229H185ZM189 228V229H188ZM50 232H48L47 230ZM56 229V230H55ZM117 229V230H116ZM146 229V230H145ZM152 229V230H151ZM172 229H173V236L171 235L172 234ZM178 229V230H177ZM35 232L34 236L33 235V231ZM63 230V231H62ZM71 230V231H70ZM80 230V231H79ZM124 230V229H122ZM176 230V232H175ZM185 232H183V231ZM58 231V232H56ZM78 231V232H77ZM87 232L86 235L88 236L89 240L86 239V240H78V237L80 236V232ZM149 231H156L155 233H157L155 235L154 233V236L155 238L153 240L150 239L149 237ZM179 231V232H178ZM182 231V232H181ZM193 231V233H192ZM19 232V233H18ZM52 232V233H51ZM159 232H160V235H159ZM181 232V233H180ZM6 235H5V234ZM12 233V234H11ZM32 233V234H31ZM57 233V234H56ZM93 233L96 235L93 237ZM97 233V234H96ZM163 233V234H161ZM166 233V234H165ZM183 233V234H182ZM20 234V235H19ZM66 234V235H65ZM92 234V235H91ZM169 235V236H166V235ZM204 234V233H202ZM13 237L11 238L10 236ZM15 235V236H14ZM39 235H42V236H39ZM45 235V236H44ZM48 235V236H47ZM165 235V236H164ZM183 235H185V237L183 238ZM196 235L199 237V240H198V237H196ZM205 235V234H204ZM204 235H201V236H204ZM259 235V236H258ZM263 235V236H262ZM32 236V237H31ZM160 236V237H159ZM164 236V237H163ZM189 236V237H188ZM39 238L41 237V241H43L41 244H39V247H38V250L36 249L35 251L37 252H32V249L34 250L33 247H35V245L33 246V244L35 243H32V239L33 238ZM42 237H47L48 239H45ZM97 237V238H96ZM169 237V241L167 240V238ZM188 237L189 239H192L193 242L196 241L195 243L192 242L191 240V244H190V240L188 241ZM10 238V239H9ZM21 238V239H20ZM148 238V239H146ZM159 238V239H158ZM179 238V239H178ZM195 238V240L193 239ZM52 239V240H51ZM71 239V240H70ZM73 239V240H72ZM96 239V240H95ZM160 239H166L165 240H160ZM184 241V243H182L180 240ZM201 239V240H200ZM251 239L255 240L257 243H258V248H256L259 252L258 254H260V256H263L264 258V234L262 232L256 234L255 236H253ZM31 240V241H29ZM171 240V241H170ZM203 240V241H202ZM205 240H207V243H205V245L207 246H203L202 244H204V242H206ZM258 240V241H257ZM262 240H263V243H262ZM15 241V240H14ZM26 241V242H25ZM40 241V242H41ZM129 241V240H128ZM153 241V242H152ZM168 241V242H167ZM188 243H187V242ZM21 242H23V244L21 245ZM73 242V243H71ZM86 242V243H85ZM88 242V244H87ZM156 242L158 243V247H156ZM160 242V243H159ZM175 246H174V244ZM59 245H58V244ZM76 243V244H75ZM131 243V244H130ZM177 243V244H176ZM180 243V244H179ZM183 244L182 246V250L183 251H180L181 249V245ZM32 244V245H31ZM38 244V243H37ZM48 245L50 246V248L48 246H45V245ZM164 244H168V245H171L172 247H169L168 245L164 246ZM173 244V245H172ZM189 244V245H188ZM194 244V245H193ZM263 244V245H262ZM31 245V246H30ZM54 245V246H53ZM61 245V246H60ZM134 245V246H133ZM180 245V246H179ZM191 245V246H190ZM197 245V246H196ZM200 245V247L198 246ZM262 245V246H261ZM13 246V245H11ZM20 246H21V250H20ZM59 247V249H55L56 247ZM84 246V247H83ZM86 249V247H88ZM133 246V247H132ZM162 248H161V247ZM187 246V247H186ZM209 246H210V249H209ZM44 247V248H43ZM76 247L78 249H76ZM196 247V249H195ZM212 247V248H211ZM27 248V249H26ZM36 248H37V245H36ZM40 248V249H39ZM54 248V249H53ZM63 248V249H62ZM92 248V249H90ZM176 248V249H175ZM178 248V249H177ZM193 248V250L191 249ZM197 248H199L197 250ZM202 248H203V251H202ZM47 249V250H45ZM50 249V251H49ZM163 249V250H162ZM172 251H171V250ZM195 249V251H194ZM31 250V252H30ZM40 250H42L40 252ZM45 250V251H44ZM56 250H58L57 254H56ZM90 250V251H89ZM134 252H133V251ZM158 250V252H157ZM190 250V252H189ZM55 251V252H54ZM167 251V253H166ZM174 251V254L171 253ZM178 252V253H182L181 255L178 256V253H177V257H180V258H177L175 256V252ZM189 252L190 253V256L192 257L191 259H187V256L185 254V252ZM198 251V253H197ZM215 251V250H213ZM25 252V253H23ZM28 252V254H27ZM39 252V253H38ZM43 252V254H42ZM45 252V254H44ZM52 255L51 258L49 256V253ZM55 255H53L54 253ZM130 252H133L132 254H130ZM143 252V251H142ZM160 252V253H159ZM192 252V253H191ZM36 253V254H35ZM163 253V255H162ZM212 253V252H210ZM27 254V255H26ZM33 254V258L31 259L29 255H32ZM41 254V255H40ZM61 254V255H60ZM91 256H90V255ZM197 254V255H196ZM230 254V253H229ZM23 255V257H22ZM45 256L46 258H43L42 257ZM59 255V256H57ZM89 255V256H88ZM130 257H129V256ZM155 255V256H154ZM185 255V257H184ZM26 256V257H25ZM29 256V260H28V257ZM41 258L40 260H37V258ZM67 256V257H66ZM134 257V258H137V257ZM154 256V257H153ZM161 256V257H160ZM166 256V257H164ZM207 256V257H208ZM216 255L213 256H209L208 257V260L211 261V259H215ZM13 257H15V259L13 260ZM32 257V256H31ZM89 257H91L90 259H88ZM215 257V258H214ZM154 258V259H153ZM159 258V259H158ZM170 258V260L168 259ZM175 258V259H174ZM185 258V259H183ZM205 258H206V255H205ZM32 261H31V260ZM47 259V261H46ZM152 259V260H151ZM160 259H161V262H160ZM175 260V261H172ZM13 260V261H12ZM17 260V261H16ZM24 260V263L22 262ZM34 260V261H33ZM54 260V261H53ZM99 260V261H98ZM185 260V261H184ZM187 260V261H186ZM195 260V259H194ZM5 261V262H4ZM19 261V262H18ZM43 261V262H42ZM45 261V263H44ZM49 261V262H48ZM53 261V262H51ZM56 261V262H55ZM133 261V262H132ZM153 261V262H152ZM170 261V262H169ZM179 261V262H178ZM191 261V262H190ZM18 262V263H17ZM51 262V263H50ZM90 262V263H89ZM92 262V263H91ZM152 262V263H151ZM165 262V263H164ZM171 262H174V263H171ZM140 262L137 263V261L135 260V264H139ZM251 264V258H247L246 261L243 260L242 263L240 264ZM264 263V259L262 261V264ZM36 264V263H35ZM97 264V263H96ZM100 264V263H99ZM229 264H237L236 262H232V263H229Z\"/></svg>",
  "mask_w": 264,
  "mask_h": 264
},
{
  "label": "bare ground",
  "instance_id": "bare-ground-1",
  "mask_svg": "<svg viewBox=\"0 0 264 264\" xmlns=\"http://www.w3.org/2000/svg\"><path fill=\"white\" fill-rule=\"evenodd\" d=\"M4 1V0H3ZM3 1L2 0H0V5L1 4H3ZM8 1V0H7ZM36 1V0H35ZM58 1V0H57ZM66 2V0H62V2H61V4H63V2ZM68 1V0H67ZM71 1V0H70ZM80 1V0H79ZM78 1V2H79ZM98 1V0H97ZM137 1V0H136ZM136 1H133V2H136ZM139 1V0H138ZM144 1V0H143ZM157 1V0H156ZM175 1V0H174ZM173 1V2H174ZM177 1V0H176ZM179 1V0H178ZM177 1V2H178ZM186 1V0H185ZM190 1V0H189ZM202 1H204V0H201V2ZM9 2H12V5L14 6V5H17V7H22L23 9L25 8L26 10H28V12L29 11H31L30 12V14H28L26 17H21L20 16V18H19V15H17V17L16 18H14V19H12L15 15H14V11H15V9H14V7H13V10H10V11H6V13H3L4 12V9L2 8V10L3 11H1L2 12V14H0V23H4L5 21L7 22L8 21V19H10V21H11V23H10V26H9V30L10 31H12L11 33H9V34H6L7 36H11L13 39L11 40V41H9V40H6V43H4L5 44V46H7V48H9L10 50H13L14 48V46H18L19 48H21V47H24V46H22V45H24L23 44V42H24V40H25V36H28L27 38H29L30 37V39H32V40H36L37 38H39V37H41V36H44V27H43V31L41 30L42 28V26L40 25V24H42L43 22L45 23V19H44V17H43V19L41 18V16H39V17H37V18H35V20L36 21H33L32 19H33V17H34V14H36V12H35V10H34V3H33V0H21L20 2L18 1V0H10ZM18 2H19V4H18ZM81 2H83V1H81ZM81 2H80V4H81ZM87 2V1H86ZM102 2V10L104 11L103 13L105 14L106 12L105 11H107L108 12V14H110V12H112V9H113V6H112V3L113 4H115L117 1L115 0V3H114V0H102L101 1ZM133 2H131V3H133ZM158 2V1H157ZM172 2V3H173ZM183 2H184V0H183ZM192 2L193 3H191V2H188L189 3V5L190 4H195L196 3V0L195 1H193L192 0ZM200 1H199V4L201 3ZM37 3H38V5H41L40 7H41V9H48L50 6L52 7V5H50V0H37ZM140 3V2H139ZM180 3H181V1H180ZM184 3H186V2H184ZM187 3V4H188ZM197 3H198V0H197ZM196 3V5H191L190 7H189V5H186L185 4V7H184V5H183V7L181 6L180 7V12H179V14H174L175 16H171V18L173 19H171V21H170V30H169V32L167 33V35L166 36H168V37H170V38H172V39H176V41H179L180 39H184L183 37L184 36H186V35H188L187 33H191V31L190 30H193V29H195V31H196V29H198V35L200 36V37H202V38H204L205 39V42H204V44H203V46L201 47V48H199L200 49V51L198 52L197 51V54L198 55H196V56H198V58L196 59V63H191L192 65L191 66H189V67H187L186 68V66L187 65H189V64H187L186 66H184V68H182V66L183 65H185V64H183V65H181V67H179L180 68V70H182L183 69V71L181 72H179V70H178V72H175V70H176V68L174 69V70H171V71H174L175 73L173 74V77H175V79H174V82H175V80H176V77L180 74V75H185L186 74V71L189 69V71L187 72V73H192V71H194L193 73H192V76L194 75V73L195 72H197L198 74H197V76H195V78L196 79H194L193 81H192V83H191V86L189 85L188 87H187V89H185V91L186 92H183L184 93V95H183V93L182 94H180V96H182V102H180L179 101V99H178V101L177 102H179L178 104H176V110H178L179 111V113H176V118L175 119H177L176 120V126L175 127H169V124H165V123H168L169 122V119L170 118H168V120H166V121H164L165 120V118H161V120H159L160 122L156 125V127H154V130H152V133L150 132V135H152L153 137L154 136H158V134H162V136H161V138H158V139H156V149L154 150V151H151V152H147V151H145L144 152V155L142 154H139L140 156H138L137 154H138V152H137V149H138V147L134 150V151H132V153H131V158L130 159H128L127 161L128 162H126V166L128 165H136V163L138 164V165H140L141 167V169H142V172H144V174H142L141 175V177H142V179L141 180H147V181H149L150 182V189L149 190H151V187L153 188V186L154 187H157V189H158V192L160 191V193L158 194V195H151V196H153V198L152 199H154V197L156 198V197H159V196H161V197H159V199L161 198V199H163L162 198V196L166 199H163L165 202L166 201H168V204H166L165 205V209L167 208L168 210H171L172 211V213H176V212H179V207H180V202L183 200V198L184 197H182V200H179L180 202H174V199H172V197H174L173 195H172V190H175V189H178L179 187L178 186H183V189H184V187H188V191H187V196L185 197V199H190V201H192V200H196V201H198L197 203H190L192 206H193V208H191V209H193L192 210V212H194V214H195V218L192 216V215H194L192 212L190 213V214H188V216H190V217H193L192 219H194L193 220V223L195 224V225H197L198 224V226H194V229L192 228V230H195V232H196V234L198 233V235L201 233V235H204V236H201V235H199L200 237H202L201 239H207L208 240V238L207 237H209V241L212 243V242H216V245L215 244H213V248L212 249H210V246L212 245H210L209 243H207V240H205L206 242H204V244H202L203 246H206L205 245V243H207V244H209L210 246H209V256H212V254H213V256L214 255H216L214 258L215 259H211V261H209L208 260V255L206 254V252L208 251V249L207 248H204V250H207V251H203V248H202V251L204 252V254H201V253H199L200 255H197V256H195L196 258H194L193 260L191 259L192 257L190 256V250H189V252L187 251V252H185V254H186V256H187V259H191L192 261H195V263H197V264H229V263H232V262H236L237 264H240V263H242V261L243 260H245L246 261V259L247 258H251V264H262V261H263V256H260V254H258V250L256 249V248H258V243L255 241V240H253V239H251L253 236H255L256 234H258V233H260V232H262L263 234H264V174L262 173V171H264V169H263V167H264V140H261V141H257V137H254V138H252L253 139V142L251 141L252 139H250V137H249V135H248V137H246V135H245V133H244V125H245V123H244V125L242 124L243 123V116H242V113H244V112H241V109H240V107L241 106H244L245 108H248V109H250V108H252V109H254L255 111L256 110H263L262 112L264 113V0H210L209 2H207L208 4H206V5H210L209 6V9H210V7L213 9V12H210L211 13V15H210V13L208 14V15H210V17H209V20H206V21H204L203 22V18H205V16H204V13H206L205 12V9L202 11V9H201V11H194L195 10V7L197 6V5H199V4H197ZM256 3L258 4V3H260L262 6H259V5H257V6H259L260 8H262V10H263V12L262 11H260L261 9L259 8V11H255L256 10ZM57 4V3H56ZM75 4V6H77L76 5V2L74 3ZM78 4V3H77ZM87 4H88V2H87ZM86 4V5H87ZM117 4H119L118 2H117ZM134 4V3H133ZM137 3H135V5H136ZM142 4H144V3H142ZM145 4H146V2H145ZM144 4V5H145ZM159 4V3H158ZM171 4V0H163V1H161V3H160V5H159V7L156 9H153V10H151V11H146V12H141L139 9L138 10H135L134 9V11H133V13H131V15L133 14V16L131 17V19L133 20V21H138L139 23H140V25H144V26H146V32H148L149 30H153V29H159L160 27L162 28V26H160L159 25V22H160V20L158 19V17H157V12H160V11H168L167 10V8L169 7L170 8V6L172 5H170ZM179 4V3H178ZM6 5H8L7 3H6ZM64 5H65V3H64ZM67 5V4H66ZM65 5V7L62 9L61 8V11L60 10H56V8H55V10H53L52 11V14L54 15H52V14H50V15H52L53 17H58L59 15L61 16V14H63V13H65V11L67 10V6ZM138 5V4H137ZM148 5V4H147ZM146 5V6H147ZM177 5V4H176ZM180 5V4H179ZM78 6H80V5H78ZM88 6H90L89 4H88ZM195 6V7H194ZM16 7V6H15ZM87 7V6H86ZM101 7V6H100ZM135 7V6H134ZM133 7V8H134ZM143 7H144V9H143ZM149 7V6H148ZM153 7H155V6H153ZM175 7V6H174ZM186 7H188V8H186ZM193 7V8H192ZM247 7H249V9L251 8V7H253V8H251V12L252 13H250V15H254L255 16V14H254V12L253 11H255V13H258V15H259V17H260V15H261V17L259 18L258 17V15H256V18L254 19H249V22H246V20H245V16H246V12H247ZM21 8V9H22ZM32 8H33V10H32ZM77 8H79V7H77ZM90 8V7H89ZM122 8V7H121ZM172 8V7H171ZM191 8L192 9H194V10H191ZM199 8V7H198ZM205 8V7H204ZM24 9V10H25ZM54 9V8H53ZM88 8H86V10H87ZM96 9V8H95ZM101 9V8H100ZM117 9V8H116ZM176 9V8H175ZM9 10V9H8ZM25 10V11H26ZM80 10H81V7H80ZM115 10V9H114ZM117 10H119V9H117ZM143 10H145V6H142V11ZM149 10V9H148ZM177 10V9H176ZM208 10V9H207ZM20 11V10H19ZM37 11H38V9H37ZM42 11V10H41ZM88 11V10H87ZM89 11H91L90 9H89ZM116 11V10H115ZM170 11V10H169ZM168 11V12H169ZM172 11V10H171ZM170 11V12H171ZM178 11V10H177ZM176 11V12H177ZM246 11V12H245ZM0 12V13H1ZM16 12V11H15ZM47 12V11H46ZM74 12V11H73ZM94 12H95V10H94ZM173 12V11H172ZM248 12H249V10H248ZM259 12H260V14H259ZM41 13V12H40ZM80 13H82V12H80ZM86 13V12H85ZM100 13V12H99ZM102 13V12H101ZM178 13V12H177ZM261 13H263V14H261ZM43 14V13H42ZM87 14V13H86ZM103 14V15H104ZM107 14V16L106 17H108L109 15ZM120 14V13H119ZM166 15H168V13L166 12L165 13ZM248 14V13H247ZM24 15V14H23ZM48 15V14H47ZM46 15V16H47ZM69 15V14H68ZM75 15H78V14H75ZM74 14H73V16H75ZM97 15H98V13H97ZM96 15V16H97ZM106 15V14H105ZM112 15H114V14H112ZM130 15V16H131ZM163 15V14H162ZM166 15H163V16H166ZM176 15L178 16V17H176ZM45 16V17H46ZM67 16V15H66ZM111 16V15H110ZM115 16V15H114ZM117 16V15H116ZM251 16V17H252ZM3 17H6L5 19H3V21H2V18ZM48 17H49V15H48ZM72 17V16H71ZM75 17H77V16H75ZM86 17V16H85ZM118 17V16H117ZM167 17V16H166ZM203 17V18H202ZM207 17V16H206ZM248 17V16H247ZM258 17V18H257ZM96 18H98V17H96ZM96 18H94V19H96ZM123 18V17H122ZM160 18V17H159ZM161 18H162V16H161ZM170 18V17H169ZM168 18V20H170ZM176 18H177V20H176ZM17 19V20H16ZM51 19V18H50ZM70 19V18H69ZM114 19H116V17L115 18H113V20ZM127 19H128V17H127ZM165 19V18H164ZM206 19V18H205ZM204 19V20H205ZM14 20V21H13ZM49 20V19H48ZM65 20V19H64ZM64 20H63V23H64ZM67 20V19H66ZM106 20V19H105ZM104 20V21H105ZM111 20V19H110ZM28 21H30V22H32L33 21V24H31L32 25V27L30 28V30H29V33L27 32V35L25 34V36H23L24 35V33H23V30L20 28V26H19V24L20 23H22V25L23 24H25V23H27ZM52 20H50V22H51ZM54 21V20H53ZM57 21H58V19H57ZM77 21V20H76ZM94 21V20H93ZM109 21V20H108ZM115 21V20H114ZM114 21H113V24H114ZM132 21V22H133ZM164 21V20H163ZM163 21H161L160 22V24H162V22ZM9 22V21H8ZM7 22V23H8ZM49 22V21H48ZM86 22H87V20H86ZM103 23V21H100V24H102ZM106 22V21H105ZM116 22H117V20H116ZM166 22V21H165ZM44 23H43V26H45L44 25ZM55 23V22H54ZM93 23V22H92ZM136 23V22H135ZM138 23V24H139ZM6 24V23H5ZM50 24V23H49ZM62 24V23H61ZM91 24V23H90ZM112 24V25H113ZM116 24V23H115ZM48 25V24H47ZM52 25V24H51ZM99 25V24H98ZM118 25H120V24H118ZM133 25V24H132ZM39 26H41L40 27V29H39ZM72 26V25H71ZM74 26V25H73ZM83 26V25H82ZM115 25H113V27H114ZM122 26V25H121ZM135 26V25H134ZM164 26V25H163ZM63 27V26H62ZM61 27V28H62ZM78 27V26H77ZM81 27V26H80ZM84 27V26H83ZM82 27V28H83ZM99 27V26H98ZM54 28V27H53ZM53 28H49V33L51 32H54L55 30L53 29ZM64 28V27H63ZM62 28V29H63ZM130 28V27H129ZM135 28V27H134ZM144 28V27H143ZM151 28V29H150ZM164 29L165 28H167V27H163ZM107 29L109 30L110 29V26H108L107 28L105 27L104 29H100L101 31H107ZM115 29H117V28H115ZM114 29V30H115ZM123 29V28H122ZM164 29H161L160 30V35H159V37H162L161 36V34H164ZM8 30V31H9ZM73 30V29H72ZM127 30H129V29H127ZM127 30H125V31H127ZM136 30V29H135ZM143 30V29H142ZM156 30V31H157ZM64 31V30H63ZM95 31V30H94ZM113 31V30H112ZM138 31H140V30H138ZM190 31V32H189ZM7 32V31H6ZM62 32V31H61ZM97 32H99V31H97ZM111 32V31H110ZM135 32V31H134ZM155 32V30H153V32L151 31V33L152 34H150L151 36L153 35V33ZM158 32V31H157ZM62 33H67L68 34V32H62ZM94 33V32H93ZM118 33V34H117ZM132 33V32H131ZM131 33L129 34V35H131ZM102 34V33H101ZM107 34V33H106ZM123 34V33H122ZM121 34V32H119V31H117L116 32V36H115V41L114 42H116V45H120V46H122V45H125V44H127L128 42H129V40L130 39H128L127 40V38L129 37V35L127 34V36L128 37H126V34H123L122 35ZM186 34V35H185ZM197 34V33H196ZM5 35V36H6ZM46 35V34H45ZM47 35H50V34H48L47 33ZM109 35H110V33H109ZM140 35H143V34H140ZM154 35H157V34H154ZM153 35V37L154 38H149L148 39V41L146 42L147 44V47L145 48V52L146 53H148V56H150V58H153V56L154 55H152V54H150V52H152V53H154V51H152V49L153 48H155V46H156V44L158 45V44H162V42H161V39L160 38H158V35L155 37ZM51 36V35H50ZM49 36V37H50ZM74 36V35H73ZM78 36V35H77ZM94 36V35H93ZM99 36H100V34H99ZM137 35H135V37H136ZM144 36V35H143ZM149 36V35H148ZM60 37V36H59ZM88 37V36H87ZM139 37V36H138ZM150 37V36H149ZM26 38V39H27ZM53 38V37H52ZM66 38V37H65ZM69 38V37H68ZM91 38V37H90ZM147 38V37H146ZM210 38V40H208ZM3 39V38H2ZM92 39V38H91ZM172 39H170V40H172ZM187 39V38H186ZM197 39V38H196ZM28 40V39H27ZM27 40H25V41H27ZM38 40V39H37ZM41 40V39H40ZM46 40V39H45ZM44 40V41H45ZM50 40V39H49ZM98 40V39H97ZM96 40V41H97ZM169 40V39H168ZM2 41H4V40H2ZM86 41H87V39H86ZM101 41V40H100ZM134 41H136V40H134ZM137 41H140L139 39L137 40ZM136 41V42H137ZM167 41V40H166ZM173 41V40H172ZM195 41V40H194ZM35 42V41H34ZM38 41H36V44H38L37 43ZM109 42V41H108ZM143 42H144V39H143ZM143 42H142V44H143ZM169 42V41H168ZM25 43V42H24ZM41 43V42H40ZM51 43V42H50ZM49 43V44H50ZM56 43V42H55ZM87 43V42H86ZM105 43V42H104ZM107 43V42H106ZM164 43V42H163ZM182 44L183 46H184V43H182V41L180 40V42H179V44ZM190 43V42H189ZM27 44V43H26ZM30 44H33V43H31L30 42ZM84 43H82L81 44V46L83 45ZM102 44V43H101ZM101 44H100V46H101ZM166 44V43H165ZM172 44H173V42H172ZM178 45L179 46V44H178V42L177 43H174V45ZM200 44V43H199ZM2 45H3V43H2ZM53 45V44H52ZM60 45V44H59ZM113 45V44H112ZM128 45H129V43H128ZM136 45V44H135ZM141 45V44H140ZM153 45H155V46H153ZM160 45H158V46H160ZM176 45V46H177ZM181 45V46H182ZM187 45V44H186ZM185 45V46H186ZM191 45V44H190ZM238 45V46H237ZM4 46V47H5ZM33 46H34V44H33ZM41 46V45H40ZM49 46V45H48ZM67 46V45H66ZM80 46V45H79ZM90 46V45H89ZM95 46V45H94ZM93 46V47H94ZM104 46H106V45H104ZM125 46H127V45H125ZM124 46V47H125ZM169 46H171V45H169ZM182 46V47H183ZM32 47V46H31ZM50 47V46H49ZM56 47V45L55 46H52V47H50L48 50L50 51V49L52 48H55ZM71 47V46H70ZM83 47V46H82ZM99 47V46H98ZM103 47V45L101 46V48ZM144 47H145V44H144ZM167 47V46H166ZM191 47H193V45L191 46ZM237 47V48H236ZM19 48H16L15 47V49H16V52H15V55H17L16 53H18V50H19ZM105 49H106V47H104ZM110 48V47H109ZM135 48V47H134ZM134 48L132 47V45H129L128 46V49L125 47V49H126V51L128 52V50H129V54L127 55V53H126V55H127V57L129 56V55H132V56H134V54H136V53H133L134 52ZM163 49V48H165V45H161L159 48L157 47V49ZM15 49H14V51H15ZM18 49V50H17ZM23 49V48H22ZM71 49H72V47H71ZM89 49V48H88ZM92 49V48H91ZM98 49V48H97ZM104 49V50H105ZM108 49V48H107ZM112 49V48H111ZM110 49V50H111ZM138 49V48H137ZM156 49V48H155ZM8 50V49H7ZM9 50V51H10ZM36 50V49H35ZM56 50L57 49H55V52H56ZM73 50V49H72ZM139 50H141V49H139ZM143 50V49H142ZM164 50V49H163ZM173 50V49H172ZM171 50V51H172ZM175 50H179L178 48L177 49H175ZM188 49H185V51H187ZM189 50H191V49H189ZM188 50V51H189ZM26 51V50H25ZM52 51V50H51ZM67 51V50H66ZM124 51V53H125V50H123ZM158 51V54L157 55H160V53L162 52L161 50H157ZM180 51V50H179ZM185 51H183L184 52V54H186L185 53ZM236 53H235V52ZM22 52V51H21ZM65 52V51H64ZM86 52V51H85ZM105 52V51H104ZM117 52H118V49H117ZM182 52V51H181ZM182 52V53H183ZM7 52H6V50H5V54H6ZM52 52H50V54H51ZM107 53V52H106ZM109 53V52H108ZM156 53V52H155ZM173 53V52H172ZM177 53H178V51H177ZM192 53H194L193 51L191 52V54ZM233 53H235V57H233L232 59H229V57L233 54ZM4 54V55H5ZM80 54V53H79ZM99 54V53H98ZM164 54V53H163ZM162 54V55H163ZM179 54H180V52H179ZM189 54V53H188ZM9 55V54H8ZM10 55H12V54H10ZM9 55V56H10ZM144 55V54H143ZM157 55H155L156 56V58H157ZM167 55H169V54H167ZM166 55V56H167ZM175 55V54H174ZM200 55V56H199ZM31 56V55H30ZM48 56H49V54H48ZM102 56V55H101ZM110 56V55H109ZM155 56H154V58H155ZM161 56V55H160ZM183 56V55H182ZM202 56V57H201ZM11 57V56H10ZM42 57V56H41ZM58 56L56 55V58H57ZM77 57H80V56H78L77 55ZM82 57V56H81ZM95 57V56H94ZM126 56L125 57H120L119 55L118 56H116V55H111L110 56V61L111 62H113L114 63V66L116 67V71H117V73H118V75H119V73H120V71L122 70L123 71V69H126L125 71H127V68L131 71V69L135 66V67H139V65L136 63V62H139V61H136V62H133V61H131V60H129L128 58H127ZM130 57V56H129ZM141 57V56H140ZM13 58V57H12ZM16 58V57H15ZM28 58H31V57H28ZM53 58V57H52ZM55 58V59H56ZM59 58V57H58ZM66 58V57H65ZM142 58V57H141ZM149 58V57H148ZM153 58V59H154ZM190 58V57H189ZM188 58V59H189ZM3 59V58H2ZM6 59V58H5ZM11 59V58H10ZM33 59V58H32ZM43 59H44V57H43ZM49 59H51V57L49 58ZM62 59V58H61ZM82 59V58H81ZM95 59V58H94ZM101 59V58H100ZM107 58H105V60H106ZM145 59V58H144ZM147 59V58H146ZM145 59V60H146ZM162 59V58H161ZM30 60V59H29ZM53 60V59H52ZM104 60V61H105ZM134 60V59H133ZM148 60V59H147ZM146 60V61H147ZM150 61H152L151 59H149ZM148 60V61H149ZM155 60V59H154ZM153 60V61H154ZM187 59H185V61H186ZM193 60V59H192ZM191 60V61H192ZM5 61V60H4ZM14 61V60H13ZM19 61H21L20 59H19ZM56 61L57 62H60L61 63V61H58L57 59H56ZM71 61V60H70ZM83 61V60H82ZM145 61V62H146ZM194 61V60H193ZM11 60L6 64V67L9 65V63L11 64ZM18 63V61H15V63ZM24 62V61H23ZM21 63L22 65L24 64V63ZM31 62V61H30ZM73 62V61H72ZM89 62V61H88ZM94 62H98V63H94ZM101 61H93V63H94V65L93 66H95L96 67V64H99ZM190 62V61H189ZM230 62V63H229ZM12 63H14V62H12ZM14 63V64H15ZM25 63H26V65H27V62L25 61ZM41 63H44V62H42L41 61ZM51 63V62H50ZM54 63V62H53ZM70 63V62H69ZM81 63H83V62H81ZM113 63H111L112 65H113ZM140 63V62H139ZM142 63V62H141ZM161 63V62H160ZM183 63V62H182ZM228 63H229V66H228ZM13 64V65H14ZM30 64H33L32 62L30 63ZM35 64V63H34ZM90 64V63H89ZM103 64H104V62H103ZM142 64H144V63H142ZM179 64V63H178ZM230 64H231V68H230V70L228 71V72H226L225 71V73H226V75H224V70H226L227 69V66H228V68L230 67ZM25 65V64H24ZM60 65V64H59ZM58 65V66H59ZM61 65H62V67L64 68V73L63 74H60V75H57V72H55V71H46V72H44V73H41V74H36L35 72H32V74L30 75L31 77L29 78V80L27 81L28 83H29V87L33 84H36L37 82H39V83H42V85H43V88L41 87L40 89H41V91H42V95H43V100H45L46 99V101H45V103L47 102V103H52V102H54L55 100H56V97H55V93L54 94H51V89H52V87H54L57 91H59L60 93L58 94L59 96H61L62 94L64 95V93L61 91V85H62V87H63V85L66 83H64V84H62V82H63V76L62 75H64L65 74V76H68V80H70L69 82H70V92H72V91H76V92H79L78 94H80V92H81V86L79 87V85H82V86H84V85H86L87 84V86L89 85L90 86V88H92V85H93V83L94 82H96V81H99V82H101V83H103V76H104V73H103V70L101 69V67H94V68H92V70L94 69V74H91L93 77L91 78V79H85V80H83L84 78H82L81 76H80V73H79V71H82L81 69H82V67H81V65L78 63L77 65L75 64L73 67H71V66H66V64H65V62L64 61H62V63H61ZM60 65V66H61ZM92 65V64H91ZM101 65V64H100ZM108 65V64H107ZM134 65V66H133ZM167 65V64H166ZM246 65L247 66H249V67H246ZM20 66V65H19ZM32 66V65H31ZM34 66V65H33ZM33 66L30 68V69H32L33 68ZM86 66V65H85ZM110 66V65H109ZM133 66V67H132ZM156 66V65H155ZM180 66V65H179ZM26 67V66H25ZM51 67V66H50ZM157 67V66H156ZM171 67H173V65L171 66ZM175 67V66H174ZM36 68V67H35ZM87 68V67H86ZM136 68V69H137ZM139 68H141V67H139ZM138 68V69H139ZM146 67H144L143 69H139L140 71H144V74H142V75H147L146 73H145V69ZM149 70H151L149 67H147ZM146 68V69H147ZM154 68V67H153ZM247 68H249V69H247ZM13 69H15V68H13ZM38 69V68H37ZM51 69V68H50ZM59 69V68H58ZM57 69V70H58ZM73 69V71H72V73H71V75H70V71ZM90 69V68H89ZM154 69H156V68H154ZM162 69H164V68H162ZM168 69V68H167ZM166 69V70H167ZM185 69V70H184ZM245 69H247V71H245ZM6 70V69H5ZM34 70V69H33ZM54 70V69H53ZM86 70V69H85ZM128 70V72L126 73V74H128L130 71ZM7 71V70H6ZM25 71V70H24ZM27 71H29V70H27ZM87 71V70H86ZM121 71V72H122ZM124 71V72H125ZM135 71H138V70H135ZM169 71V70H168ZM170 71V72H171ZM15 72V71H14ZM29 72H31V71H29ZM29 72H28V74H29ZM105 72V71H104ZM149 72V71H148ZM160 72V71H159ZM4 73H6V72H4ZM13 72H11V75H13L12 74ZM87 73H88V71H87ZM91 73V72H90ZM141 73V72H140ZM143 73V72H142ZM155 73V72H154ZM189 73V74H190ZM223 73V74H222ZM18 74V73H17ZM89 74V73H88ZM138 74V73H137ZM159 74V73H158ZM167 74H170L169 72L167 73ZM175 74H177V76L175 75ZM91 75H90V77H91ZM121 75V74H120ZM120 75H119V77H120ZM139 75H141V74H139ZM151 75H153V74H151ZM163 75V74H162ZM166 75V74H165ZM186 75H188V74H186ZM185 75V76H186ZM222 75H224V76H222ZM23 76V75H22ZM25 76H26V74H25ZM121 76H124L123 74L121 75ZM125 76H128V75H125ZM148 76H150V75H148ZM148 76H145V78L147 79V77ZM185 76H184V78H185ZM5 77V76H4ZM89 77V76H88ZM138 77V76H137ZM155 77H157V76H155ZM154 76L152 77L153 79L155 78ZM166 77V76H165ZM179 77V76H178ZM12 78V77H11ZM18 78V77H17ZM109 78H111V76L109 77ZM116 78V77H115ZM128 78H130L129 76H128ZM128 78H126L127 80H129ZM139 78V77H138ZM140 78H142V80L144 79V76L142 77H140ZM161 78V77H160ZM222 78V79H221ZM5 79V78H4ZM114 79V78H113ZM168 79H170L169 77H168ZM171 79H172V77H171ZM193 79V78H192ZM221 79V80H220ZM2 80V79H1ZM15 80V79H14ZM126 80V81H127ZM139 80V79H138ZM148 80H151V78H149V79H147V81ZM155 80H157V79H155ZM173 80V79H172ZM20 81V80H19ZM23 81H24V79H23ZM143 81H145V82H143ZM143 81H141V84L143 83V84H146L147 83V81L146 80H143ZM177 81H178V79H177ZM26 82V81H25ZM128 82V81H127ZM152 83H153V81H151ZM156 84L159 82V81H154ZM216 82H219V83H217L216 85H215V83ZM2 83H3V86H5V89H4V91H11V89H13V88H15V85H14V87L13 88H10V86H12L11 85V79L9 78V79H7V80H5V82H3L2 81ZM113 83V82H112ZM117 83L118 84H123V83H126L125 81H123L121 78L119 79L118 78V81H117ZM161 83V82H160ZM172 83H173V81H172ZM15 84H16V82H15ZM25 84V83H24ZM128 84V83H127ZM154 84V83H153ZM153 84H151V85H153ZM169 84H171V83H169ZM189 84H190V82H189ZM193 84V85H192ZM18 85H19V83H18ZM66 85V84H65ZM69 85V84H68ZM120 85H118V86H120ZM149 85V84H148ZM162 85V84H161ZM165 85V84H164ZM179 85H180V83H179ZM179 85H177V86H179ZM25 86V85H24ZM23 86V87H24ZM36 86V85H35ZM40 86V85H39ZM124 85H122V87H123ZM125 86H126V84H125ZM147 86V85H146ZM168 86V85H167ZM166 86V87H167ZM78 89V90H80V91H77L76 90V88ZM85 87V86H84ZM176 87V86H175ZM182 87V85H180V87H177L176 89L178 90H180V88ZM240 87H242V89L240 88ZM245 87V88H244ZM34 88H36V87H34ZM125 88V87H124ZM147 88H149V87H147ZM151 88V87H150ZM183 88V87H182ZM240 88V91L238 90ZM246 89V90H244V89ZM3 89H2V91H3ZM31 89V88H30ZM37 89V88H36ZM64 90L66 89V88H63ZM62 89V90H63ZM84 89V88H83ZM83 89H82V93H84L85 94V97L89 94L88 92V94H86V92H85V90H84V92H83ZM88 90H90L89 88H87ZM116 89V88H115ZM119 89V88H118ZM145 89V88H144ZM159 89V88H158ZM1 90V89H0ZM20 90H21V88H20ZM39 90V89H38ZM38 90H36V91H38ZM95 91H96V89H94ZM149 90V89H148ZM151 90V89H150ZM149 90V93L151 92ZM199 90V91H198ZM23 91V90H22ZM26 90H24L23 92H25ZM29 91V90H28ZM87 91V90H86ZM91 91H92V89H91ZM90 91V92H91ZM121 91V90H120ZM124 91H125V89H124ZM145 91V90H144ZM146 91H147V89H146ZM154 91H156V90H154ZM180 91H182V90H180ZM198 91V92H197ZM12 92V91H11ZM20 92V91H19ZM27 92V91H26ZM30 92V91H29ZM48 92H49V94H48ZM64 92H66L67 93V90H65ZM108 92V91H107ZM127 92V91H126ZM132 92V91H131ZM4 93V92H3ZM82 93H81V95H82ZM95 92H93L92 94H94ZM98 93V92H97ZM113 93V92H112ZM124 93V92H123ZM133 93H134V91H133ZM147 93V92H146ZM151 93H154V92H151ZM170 93V92H169ZM169 93H167V95L165 96V101L164 102H166V107L168 108V110H169V114L171 113L170 111L173 109V107H171L173 104H172V102H171V96H170V94ZM2 94V93H1ZM16 94H18V93H16ZM39 94V93H38ZM41 94V93H40ZM73 93H71V95H72ZM76 94V93H75ZM74 94V95H75ZM99 94V93H98ZM126 94V93H125ZM124 94V95H125ZM132 94V93H131ZM130 94V95H131ZM136 94V93H135ZM217 94H219V95H217ZM4 95V94H3ZM27 95V94H26ZM70 95V94H69ZM95 95H97V94H95ZM113 95H115V94H113ZM127 95V94H126ZM143 95H145V93L143 94ZM147 95V94H146ZM165 95V94H164ZM172 96H174L173 95V93L171 94ZM5 96H7V95H5ZM14 96V95H13ZM80 96V95H79ZM78 96V97H79ZM107 96V95H106ZM112 96V95H111ZM153 96V95H152ZM184 96V97H183ZM8 97V96H7ZM6 97V98H7ZM64 97V96H63ZM77 97V98H78ZM146 97V96H145ZM222 97H223V99L225 98V101H223V99H222ZM2 98H3V96H2ZM5 98V97H4ZM4 98L2 99V100H4ZM27 98V97H26ZM61 98V97H60ZM59 98V100H61ZM86 98H89V97H86ZM85 98V100H87ZM91 98V97H90ZM129 98V97H128ZM134 98H136V97H134ZM23 99V98H22ZM25 99V98H24ZM28 99V98H27ZM79 99H84V97H82L81 96V98H79ZM94 99H95V97H94ZM111 99H113V98H111ZM124 99V98H123ZM126 99V98H125ZM163 99H164V97H163ZM16 100V99H15ZM18 100V99H17ZM59 100H58V102H59ZM91 100H93V99H91ZM105 100H107V99H105ZM133 100H135V99H133ZM220 100H222V101H220ZM6 101V100H5ZM9 101V100H8ZM67 101V100H66ZM80 101V100H79ZM99 101H101V100H99ZM113 101V100H112ZM130 101V100H129ZM136 101H138V100H136ZM135 101V102H136ZM2 102V101H1ZM29 102V101H28ZM63 102V101H62ZM61 102V103H62ZM110 102H111V100H110ZM132 102H134V101H132ZM9 103V102H8ZM7 103V104H8ZM19 103V102H18ZM21 103V102H20ZM60 103V104H61ZM70 102L68 101V104H69ZM76 103V102H75ZM88 103H90V101L88 102ZM100 103V102H99ZM104 103V102H103ZM102 102H101V104H99L100 106L103 104ZM221 103H223L222 105H221ZM1 104V103H0ZM25 104H27L26 102H25ZM56 104V103H55ZM57 104H59V103H57ZM84 104V103H83ZM124 104V103H123ZM149 104V103H148ZM164 104V103H163ZM38 105H39V103H38ZM85 105H87V104H85ZM110 105V104H109ZM125 105H127V103L125 104ZM129 105H131V101H130V104H128V106ZM133 105V104H132ZM137 105V104H136ZM140 105V104H139ZM15 106V105H14ZM18 106H20V105H18ZM36 106V105H35ZM57 106V105H56ZM115 106V105H114ZM134 106V105H133ZM141 106V105H140ZM240 106V107H239ZM17 107V106H16ZM15 107V108H16ZM21 107V106H20ZM39 107H40V105H39ZM53 107V106H52ZM86 107V106H85ZM91 107V106H90ZM95 107V106H94ZM106 106H104V107H102V108H105ZM116 107H117V105H116ZM130 108H131V110H132V107L131 106H129ZM239 107V108H238ZM243 107V108H244ZM68 108H71V107H67V106H62V107H60V109L58 110V112H56V113H54L52 116H53V118H56V119H58V122L55 124V126H57V127H59L60 126V124H61V122H62V120H63V122H65V120H66V116L67 115H65V113H67L68 111L67 110H69ZM98 108H99V106H98ZM112 108H113V106H112ZM111 108V112L112 111H114L115 109H112ZM115 108V107H114ZM123 108V107H122ZM124 108H125V106H124ZM130 108H127L126 109V112H127V110H129ZM175 108V107H174ZM239 110H238V109ZM244 108V110H246ZM14 109V108H13ZM41 109V108H40ZM100 109H101V107H100ZM106 109H110V106H109V108H105L104 110H106ZM117 109V108H116ZM136 109V108H135ZM156 109V108H155ZM247 109V110H248ZM47 110V109H46ZM51 110V107H49V109H48V111H50ZM91 110V108L89 109H87L86 108V112L88 111H90ZM94 110V109H93ZM103 110V111H104ZM123 110V109H122ZM12 111V110H11ZM15 111H17V109H15ZM15 111L13 112V113H15ZM100 111L101 110H99L97 113H100ZM125 111V110H124ZM123 111V112H124ZM239 111V112H238ZM249 111V110H248ZM6 112V111H5ZM79 112V111H78ZM81 112V111H80ZM108 112V111H107ZM106 112V113H107ZM117 112H118V109H117ZM122 112V111H121ZM138 112V111H137ZM177 112V111H176ZM241 112V113H240ZM253 112V111H252ZM12 113V114H13ZM96 112H93V114H95ZM96 113V114H97ZM119 113V112H118ZM117 113V114H118ZM128 113H129V111H128ZM127 113V114H128ZM130 113H132L131 111H130ZM129 113V114H130ZM240 113V114H239ZM3 114H5V113H3ZM12 114H10V116H12ZM92 114V112H90V115ZM95 114V115H96ZM126 114V115H127ZM129 114H128V118H129ZM169 114L168 115H166L165 117L167 118L168 116H169ZM172 114V113H171ZM171 114H170V117H171ZM226 114H228V115H226ZM245 114V113H244ZM248 114V113H247ZM14 115V114H13ZM76 115V114H75ZM81 115V114H80ZM114 115H116L115 113H114ZM113 115V112H112V116H114ZM125 115V116H126ZM173 115H175L174 113H173ZM231 115V116H230ZM255 115V114H254ZM74 116V115H73ZM83 116V115H82ZM92 116V115H91ZM102 116V115H101ZM105 116H107V115H105ZM111 116V115H110ZM257 116V115H256ZM3 117V116H2ZM68 117V116H67ZM83 117H85V116H83ZM87 118H88V116H86ZM90 117V116H89ZM94 117V116H93ZM96 117V116H95ZM116 117H118L117 115H116ZM123 117V116H122ZM127 117V116H126ZM174 117V116H173ZM221 117V118H220ZM1 118V117H0ZM7 118V117H6ZM15 118H20V114L18 113V114H16L15 115ZM64 118V119H63ZM103 118V117H102ZM125 118V117H124ZM172 118V117H171ZM195 118H197V120L199 121L198 122V125H199V127H200V132L202 133V137L203 138H201L203 141H207L206 142V146H204V148H202V150H203V156L201 157V159H197L195 162H194V160L193 159H191V158H189L188 159V162H186V163H184V162H181V164L182 163H184L183 165H179V166H177V167H173L172 168V165H171V168H169V165L168 166H164L163 165V163L160 161V157H162L161 156V149H162V147L165 145V143H166V140H165V137L164 136H166L167 134H171L172 133V135H173V133L174 132H176V134L177 135H180V136H182L183 134L185 135L186 134V130H187V125L190 123V121L192 120V119H195ZM199 118V119H198ZM253 118H255L254 116H253ZM28 119H30V118H28ZM78 119V118H77ZM114 119V118H113ZM130 119V118H129ZM220 119V120H219ZM257 119H259V118H257ZM263 119V118H262ZM14 120V119H13ZM85 120V119H84ZM94 120V119H93ZM95 120H96V118H95ZM99 120V119H98ZM111 120H112V118L110 119V122H111ZM124 120V119H123ZM172 120H174V119H172ZM196 120V121H197ZM7 121H10L9 120V118H8V120ZM53 121V120H52ZM83 121V120H82ZM90 121V120H89ZM97 121V120H96ZM101 121V120H100ZM104 121H108V120H104ZM120 121V120H119ZM118 121V122H119ZM171 121V120H170ZM222 121V122H221ZM254 121V120H253ZM63 122H62V124H63ZM84 122V121H83ZM121 122H123L122 120H121ZM127 122V121H126ZM125 122V123H126ZM163 122H165L164 123V125H163ZM6 123V122H5ZM24 123V122H23ZM22 123V124H23ZM32 123V122H31ZM36 123V122H35ZM40 123V122H39ZM41 123H43V122H41ZM95 123V121H93V124ZM97 123H99V122H97ZM103 123V122H102ZM101 122H100V125L99 126H101V124H102ZM106 123V122H105ZM109 123V122H108ZM115 123H116V125H117V121L115 120ZM115 123H114V125H115ZM124 123V122H123ZM122 123V124H123ZM124 123V124H125ZM170 123V122H169ZM193 123V122H192ZM247 123V122H246ZM21 124V125H22ZM67 124V123H66ZM74 124V123H73ZM73 124H70V125H72L73 126ZM90 125H91V123H89ZM121 124V125H122ZM35 125V124H34ZM43 125V124H42ZM68 126H70L69 124H67ZM78 125V124H77ZM89 125V126H90ZM95 125V124H94ZM105 125V124H104ZM166 125V126H165ZM243 125V126H242ZM33 126V125H32ZM38 126V125H37ZM194 126V125H193ZM211 127V129H210V127ZM65 127H67V126H65ZM87 127V126H86ZM96 127H98V125H96ZM101 127H104V126H101ZM190 127V129L192 128L191 126H189ZM16 128V127H15ZM18 128V127H17ZM47 128V127H46ZM45 127H39L38 129V131H44L45 129H46ZM55 128V127H54ZM64 128V127H63ZM107 128H109V126L107 127ZM236 129V132H229V130L230 129ZM254 128V127H253ZM261 128V127H260ZM5 129V128H4ZM56 129V128H55ZM68 129V128H67ZM87 129H89L88 127H87ZM112 129V128H111ZM150 129H152V128H150ZM150 129H148V130H150ZM210 129V130H209ZM224 129H228L227 131L226 130H224ZM78 130V129H77ZM76 130V131H77ZM84 130V129H83ZM86 130V129H85ZM106 130V129H105ZM117 130H119L118 128H117ZM130 130V129H129ZM199 130V129H198ZM18 131V130H17ZM33 131H35V130H33ZM65 131H66V133L67 134H69L68 133V130H66L65 129ZM88 131V130H87ZM96 131V130H95ZM97 131H99V129H97ZM101 131V130H100ZM185 131V132H184ZM203 131V132H202ZM226 131V132H225ZM85 133H86V131H84ZM89 132V131H88ZM112 132H113V130H112ZM193 132V131H192ZM254 132V131H253ZM258 132V131H257ZM7 133V132H6ZM24 133V132H23ZM35 133H36V131H35ZM56 133V132H55ZM54 133V134H55ZM93 133V132H92ZM99 133V132H98ZM106 133V132H105ZM104 133V134H105ZM110 133V132H109ZM116 133H117V131H116ZM189 133H190V131H189ZM188 133V134H189ZM247 133V132H246ZM249 133V132H248ZM9 134V133H8ZM13 134H14V132H13ZM33 134H34V132H33ZM83 134V133H82ZM262 134H264V133H262ZM18 134H16V136H17ZM35 135V134H34ZM78 135H80V134H78ZM85 135V134H84ZM109 135H112V134H109ZM116 135V134H115ZM176 135V137H178ZM243 135H245L244 137L245 138H243ZM257 135V134H256ZM36 136V135H35ZM92 136V135H91ZM100 136H103V135H100ZM119 136V135H118ZM212 136H214L215 137V139L212 137ZM76 137V136H75ZM115 137H117V135L115 136ZM142 137V136H141ZM172 137V136H171ZM185 137V136H184ZM5 138V137H4ZM44 138H45V136H44ZM69 138H71V137H69ZM78 137H76V139H77ZM118 138V137H117ZM146 137H144V138H142L143 140L145 139ZM182 138V137H181ZM210 138V139H209ZM211 138H213V140H215L214 141V143H213V140L211 141ZM250 140H248V139ZM256 138V139H255ZM259 138V137H258ZM50 139H52L51 137H50ZM85 139V138H84ZM97 139V138H96ZM102 139V138H101ZM100 139V140H101ZM106 139V138H105ZM108 139V138H107ZM110 139V138H109ZM147 139H149V138H147ZM154 139V138H153ZM189 139V138H188ZM209 139V140H208ZM247 139V140H246ZM261 139V138H260ZM259 139V140H260ZM45 140V139H44ZM77 140H81V139H77ZM86 141L85 142H87V138L85 139ZM112 140V139H111ZM114 140V139H113ZM155 140V139H154ZM186 140V139H185ZM192 140V139H191ZM255 140L257 141V143L255 142ZM15 141V140H14ZM20 141H22V139L20 140ZM104 141V140H103ZM150 141H151V139H150ZM149 141V142H150ZM247 141H249V142H251V143H249V142H247ZM28 142H29V147H35V142H34V136L33 135H30L29 137H28ZM41 142V141H40ZM55 142V141H54ZM89 142V141H88ZM90 142H92V141H90ZM95 142V141H94ZM102 142V141H101ZM145 142V141H144ZM147 142V141H146ZM209 142H210V145H209ZM22 143V142H21ZM24 143V142H23ZM58 143V142H57ZM78 143H80L81 145H82V143L79 141ZM77 143V144H78ZM151 143V142H150ZM173 143H174V141H173ZM192 143H194V142H192ZM212 143V144H211ZM255 144V145H253V144ZM20 144V143H19ZM80 144L78 145V148H79V146H80ZM85 144V143H84ZM91 144V143H90ZM107 144H109L108 143V141H107ZM112 144V143H111ZM115 144V143H114ZM138 144V143H137ZM142 144V143H141ZM140 144V145H141ZM148 144V143H147ZM168 144H169V142H168ZM213 144L214 145H216V147H213ZM24 145H27V143L25 144L24 143ZM52 145L54 146V144L52 143ZM92 145V144H91ZM110 145V144H109ZM143 145V144H142ZM195 145V144H194ZM212 145V146H211ZM3 146H5L4 145V143H3ZM43 145H39V143H37L36 144V158L38 159H35V160H37V162H38V164L36 165V166H39V167H44L45 165H46V163H49V162H47L48 160H47V153L49 152L48 150H47V148L46 147H42ZM57 146H58V144H57ZM85 146V145H84ZM83 146V147H84ZM147 146V145H146ZM166 146V145H165ZM211 146V147H210ZM60 147H61V145H60ZM64 147V146H63ZM83 147H81L82 149H83ZM99 147V146H98ZM97 147V148H98ZM103 147H104V145H103ZM112 147H113V145H112ZM154 147L155 146H153V149H154ZM169 147V146H168ZM33 148H29V149H33ZM34 148V149H35ZM73 149V152H74V148L75 147H72ZM102 148V147H101ZM101 148H99V149H101ZM141 148H143V147H141ZM151 148V147H150ZM14 149V148H13ZM25 149V148H24ZM28 149V148H27ZM48 149H50V147L48 148ZM85 149V148H84ZM83 149V150H84ZM103 149V148H102ZM105 149V148H104ZM110 149V148H109ZM127 149V148H126ZM129 149V148H128ZM144 149V148H143ZM166 149V148H165ZM164 149V150H165ZM169 149V148H168ZM193 149V148H192ZM194 149H195V147H194ZM211 149V150H210ZM83 150H81V152L83 151ZM139 150H141L140 148H139ZM213 150V151H212ZM28 151H30V150H28ZM48 151V152H47ZM102 151V150H101ZM126 151H128L129 152V150H126ZM30 152H35V151H30ZM57 152V151H56ZM140 152V151H139ZM213 152L214 153H216L217 154V156H216V154H215V156H214V154H213ZM59 153V152H58ZM74 153H76V152H74ZM80 153V152H79ZM89 153H90V151H89ZM91 153H93V151L91 152ZM211 155H210V154ZM3 154V153H2ZM13 154V153H12ZM12 154H10L11 155V157H12ZM31 154V153H30ZM51 154V153H50ZM84 154H88V153H84ZM83 154V155H84ZM94 154H96V153H94ZM199 154V153H198ZM103 155V154H102ZM32 156V155H31ZM62 156V155H61ZM78 155H76L75 157H77ZM80 156V155H79ZM82 156V155H81ZM93 156V155H92ZM87 157V156H86ZM95 157V156H94ZM102 157V156H101ZM15 158V157H14ZM91 158V157H90ZM98 158H99V156H98ZM126 158H128V157H126ZM12 159V158H11ZM27 159V158H26ZM29 159H31V157L29 158ZM50 159V158H49ZM101 159V158H100ZM55 160V159H54ZM138 160L140 161V162H138ZM164 160V158L162 159V161ZM178 160V159H177ZM185 160V159H184ZM200 160V163L202 164V165H204L205 167L203 168V171H202V173H199L200 175H202V178H199L198 179V173H197V171H196V166H195V164H196V162L197 161H199ZM202 160V161H201ZM260 160H261V162H260ZM60 161V160H59ZM64 161V160H63ZM74 161H76V160H74ZM97 161V160H96ZM11 162H12V160H11ZM54 162H56V161H54ZM164 162V161H163ZM177 162V161H176ZM14 163V162H13ZM57 163V162H56ZM67 163V162H66ZM65 163V164H66ZM76 163V162H75ZM92 163H93V160H92ZM94 163H96L95 161H94ZM125 163V162H124ZM141 163V164H140ZM68 164V163H67ZM70 164V163H69ZM88 164V163H87ZM91 164V163H90ZM0 165H3V171H5L4 173H7L8 174V172L7 171H9V173H11L12 172V174L14 175V172L15 173H17V170L18 169H14V170H12V167L10 166V165H5L4 164V162L2 161V162H0ZM31 165V164H30ZM61 165H62V162H61ZM64 165V164H63ZM80 165H81V163H80ZM84 165L86 166V162L84 163ZM124 165V164H123ZM177 165V164H176ZM13 166V165H12ZM60 166V165H59ZM58 166V167H59ZM72 166V165H71ZM79 166V165H78ZM82 166V165H81ZM84 166V168H86ZM125 166V167H126ZM129 166V167H130ZM2 167V166H1ZM48 167H50V165L48 166ZM66 167V166H65ZM90 167V166H89ZM122 167V166H121ZM120 167V168H121ZM131 167H133V166H131ZM135 167V166H134ZM137 167V166H136ZM135 167V168H136ZM36 168H38V167H36ZM60 168V167H59ZM58 168V169H59ZM62 168V167H61ZM67 168V167H66ZM65 168V169H66ZM71 168V167H70ZM79 168V167H78ZM81 168L82 167H80V170H81ZM124 168V166L122 167V169ZM128 168V167H127ZM139 168V167H138ZM138 168H136L137 170H138ZM140 168H139V170H140ZM169 168V169H168ZM44 169V168H43ZM49 169V168H48ZM64 169V170H65ZM30 170V169H29ZM32 170V169H31ZM36 170V169H35ZM38 170V169H37ZM40 170V169H39ZM86 170V169H85ZM87 170H88V167H87ZM91 170V169H90ZM93 170V169H92ZM138 170V171H139ZM155 172H154V171ZM198 170V169H197ZM202 170V169H201ZM200 170V171H201ZM260 170V171H259ZM11 171V172H10ZM27 170H25L24 172H25V176H27V172H29V171H27ZM55 171V170H54ZM94 172H95V169L93 170ZM117 171H118V169H117ZM123 171H124V169H123ZM123 171L122 170H120V172L118 171L117 172V174H118V176H116V182L112 185V186H110V188L108 189V190H110L111 192L114 190V191H116V197H114L113 198V195L111 194V195H109V196H106V197H104V200L101 202V203H99V205L98 206H96L97 207V210H96V212L95 213H93V214H91L92 212H90L89 211V214L88 213H86L87 214V216H86V218L89 220V222H90V226H92V227H98V229H99V233H98V237H99V239H95L96 241H94V239H91L92 240V242H95V243H97V247H93L94 246V244H93V246H92V248H96L95 250V252L94 253H91L92 254V259H93V257H94V259H96V258H101V262H93V264H110V260L113 258V257H118V258H120V259H122L123 260V258L125 257V256H127V253H128V250L130 249L131 250V246L129 247V245H128V242H133L132 240H130V239H127V237L125 236V234H128L129 233V231H131V233H136V235L138 236V237H142V236H144L145 235V233H144V231L142 230V228H138L136 225H135V227L134 226H132V225H130L129 223H127L126 221H124V220H122V219H120L121 217H123V216H120V210H119V208H121V210H124V208H126L125 207V204H128V202L127 203H125L128 199L127 198H129L128 196H130L131 194V191H132V189H133V187L136 185V182L138 181V179L137 178H135V180H133V178H131V180H132V186H129V184L131 183H129L128 181L129 180H127L128 178L126 177V172L125 173H123ZM152 171L154 172V173H158L157 175H158V177H159V175H161V177L162 176H164V178H166V180L168 179V181H170V180H172V183H168V184H170V187L169 188H171V186L173 185V186H176V188L175 187H173V188H171V189H169L168 187H165V186H163L164 184H162V182H161V179H159L160 181H158L157 182V179H155V177H152V176H154L153 174H152ZM56 172V171H55ZM86 172V171H85ZM134 172V171H133ZM19 173V172H18ZM45 173H46V171H45ZM71 173V172H70ZM135 173V172H134ZM138 173V172H137ZM217 173V174H216ZM261 173V174H260ZM7 174H6V176H7ZM47 174V173H46ZM87 174V173H86ZM214 174H216L217 176L219 175V174H221L222 175V177H216V178H214L213 180V182L210 184L211 186H210V188H208L207 186H205L204 185V183L206 182V180H207V177H212V175H214ZM260 174V175H259ZM12 175V176H13ZM42 175H43V173H41V172H38V171H32L31 172V175H30V177H29V175H28V177H29V180H30V182H31V185H32V187H34V188H36V187H39V184L41 183V180H42V178L44 177H42ZM70 175V174H69ZM73 175V174H72ZM79 175V174H78ZM83 175H85V174H83ZM82 175V176H83ZM131 175V174H130ZM247 175H251V178L249 177V178H247ZM80 177H81V175H79ZM115 176H114V178H115ZM133 176V175H132ZM131 176V177H132ZM215 176V175H214ZM260 176H263V178L262 179H257L258 177L260 178ZM60 178H61V176H59ZM243 177H245V178H247V179H245V178H243ZM4 178V177H3ZM10 178H13V177H10ZM9 178V179H10ZM75 178V177H74ZM153 178H154V180H153ZM164 178H163V180H164ZM213 178V177H212ZM256 178V179H255ZM7 179V178H6ZM77 179H78V177H77ZM76 179V180H77ZM170 179V180H169ZM206 179V180H205ZM246 181H245V180ZM3 180V179H2ZM2 180H1V183H2ZM6 180H4V182H5ZM64 181V180H63ZM71 181H73V180H71ZM197 182V184H195V185H197L195 188H193L192 189V187L190 188L189 186H192V184L191 185H189V183L190 182H194V183H196ZM8 182H10V181H7V182H5V183H8ZM25 182H27V180L25 181ZM75 182V181H74ZM79 182V181H78ZM208 182H209V180H208ZM207 182V184H209ZM5 183H3L4 185H5ZM11 183V182H10ZM28 183V182H27ZM26 183V184H27ZM58 183V182H57ZM108 183V182H107ZM140 183H141V181H140ZM3 184H2V187H3ZM76 184V183H75ZM74 184V185H75ZM111 184V183H110ZM139 184V183H138ZM212 184H214V185H212ZM8 185V184H7ZM28 186H27V188L29 187V184H27ZM105 185V184H104ZM106 185H108V184H106ZM140 185V184H139ZM11 186V185H10ZM47 186V185H46ZM69 186V185H68ZM98 186V185H97ZM101 186V185H100ZM145 186V185H144ZM147 186V185H146ZM166 186H169V185H166ZM209 186V185H208ZM8 187H9V185H8ZM7 187V188H8ZM20 187H21V185H20ZM102 187H104L103 185H102ZM136 187H137V185H136ZM149 187H147V188H149ZM19 188V187H18ZM24 188V187H23ZM63 189H65L64 187H62ZM70 188V187H69ZM168 188V189H167ZM4 189H5V186L3 187V190L2 191H4ZM17 189V188H16ZM40 189V188H39ZM61 189V188H60ZM71 189V188H70ZM97 189H99L98 187H97ZM139 189V188H138ZM141 189H143V188H141ZM186 189V188H185ZM184 189V190H185ZM189 189L191 190V191H189ZM253 189V190H252ZM8 190V189H7ZM11 190V189H10ZM26 190H28V189H26ZM36 190V189H35ZM54 190V189H53ZM68 190V189H67ZM79 190V189H78ZM24 191V190H23ZM39 191V190H38ZM62 191V190H61ZM110 191H108V192H110ZM136 191H138V190H135L134 192V194L133 195H135L136 194ZM11 192V191H10ZM34 192H36V191H34ZM48 192H50V191H48ZM71 192H72V190H71ZM89 192V191H88ZM182 192L184 193V191L182 190ZM23 193V192H22ZM25 193V192H24ZM30 193V192H29ZM39 193V192H38ZM37 192H36V194H38ZM62 193H64V191L62 192ZM70 193V192H69ZM115 193V192H114ZM133 193V192H132ZM141 193H142V191H141ZM173 193H175V192H173ZM183 193H182V195H183ZM1 194H2V192H1ZM0 194V195H1ZM6 194V193H5ZM71 194V193H70ZM89 194V193H88ZM99 194V193H98ZM148 194V193H147ZM154 194V193H153ZM9 196H10V194H8ZM25 195V194H24ZM78 195V194H77ZM115 195V194H114ZM132 195V196H133ZM140 195V194H139ZM144 195V194H143ZM149 195V194H148ZM175 195V194H174ZM2 196V195H1ZM35 197H36V195H34ZM38 196V195H37ZM51 196H53L54 197V195H51ZM50 196V197H51ZM72 196V195H71ZM98 196V195H97ZM101 196H102V194H101ZM100 196V197H101ZM103 196H104V194H103ZM177 196V195H176ZM16 197V196H15ZM28 197V196H27ZM48 197V196H47ZM141 197V196H140ZM25 198V197H24ZM45 198V197H44ZM52 198V197H51ZM66 198H68V197H66ZM90 198V197H89ZM102 198V197H101ZM100 198V199H101ZM8 199V197L6 198V200ZM28 199V198H27ZM85 199V198H84ZM83 199V200H84ZM151 198H149L148 196L147 197H145V201H146V204L147 203H150V202H152L153 200H152ZM157 199V198H156ZM156 199H154V200H156ZM32 200V199H31ZM43 200V199H42ZM175 200H178V199H175ZM5 201V200H4ZM17 201V199L15 200V201H13L12 203H14L15 204V202ZM36 201H37V198H36ZM46 201V200H45ZM55 201V200H54ZM53 201V202H54ZM81 201V200H80ZM94 201V200H93ZM115 201H116V203H119L120 204V207L118 208V210L119 211H117L116 212V215H117V213H118V216H113L112 215V217L110 218V211H111V208L114 206V204H115ZM132 201V200H131ZM157 201H158V199H157ZM161 201V200H160ZM189 201V202H190ZM7 202H8V200H7ZM10 202V201H9ZM27 202V201H26ZM44 202V201H43ZM51 203H53L52 201H50ZM113 202V203H112ZM144 202V201H143ZM188 202V203H189ZM23 203H24V201H23ZM32 203H34V202H32ZM41 203V202H40ZM83 203V202H82ZM82 203H80V205L82 204ZM154 203V202H153ZM163 203V202H162ZM184 203V202H183ZM186 203H187V201H186ZM188 203H187V205H188ZM6 204V203H5ZM54 204V203H53ZM92 204V203H91ZM158 204L160 205V208L161 207H163V205L165 204H160L159 203V201H158ZM180 204V205H179ZM20 205V204H19ZM50 205V204H49ZM79 205V206H80ZM129 205H131V204H129ZM162 205V206H161ZM186 205V206H187ZM191 205H189V208L191 207ZM17 206H18V204H17ZM51 206H52V204H51ZM128 206V205H127ZM144 206H146V205H144ZM150 206V205H149ZM158 206V205H157ZM13 207V206H12ZM24 207V206H23ZM41 207V206H40ZM48 207V206H47ZM81 207H82V205H81ZM91 207V206H90ZM135 207V206H134ZM138 207V206H137ZM182 207V206H181ZM11 208V207H10ZM9 208V209H10ZM33 208V207H32ZM49 208V207H48ZM116 208V207H115ZM154 209L155 208H159V206L158 207H153ZM158 209V211H161L162 209ZM188 208V207H187ZM9 209L7 210V212H9ZM14 209V208H13ZM12 209V210H13ZM34 209V208H33ZM55 209V208H54ZM54 209L52 210V211H54ZM56 209H57V207H56ZM93 209V208H92ZM138 209V208H137ZM185 209H186V207H185ZM11 210V209H10ZM15 210H17V209H15ZM22 210V209H21ZM39 210V209H38ZM116 210V209H115ZM129 210V209H128ZM182 210V209H181ZM183 210H184V208H183ZM37 211V210H36ZM41 212H42V210H40ZM74 211V210H73ZM139 211V210H138ZM154 211V210H153ZM171 211H167V212H170L171 213ZM189 211H191L190 209H189ZM188 211V212H189ZM30 212H32V211H30ZM48 212H49V210H48ZM76 212V211H75ZM78 212V211H77ZM84 212V211H83ZM125 212V211H124ZM156 212V211H155ZM153 213V212H151V213H153V214H149V215H154V214H156V213ZM186 212V211H185ZM3 213V212H2ZM4 213H6V211L4 212ZM25 213V212H24ZM36 213H39V212H36ZM55 213V212H54ZM72 213V212H71ZM150 213V212H149ZM183 213V212H182ZM0 214H1V212H0ZM42 214H43V212H42ZM51 214V213H50ZM56 214V213H55ZM78 214V213H77ZM123 214V213H122ZM145 214V213H144ZM159 214H160V212H159ZM11 215V214H10ZM21 215V214H20ZM27 215V214H26ZM35 215V214H34ZM38 214H36V216H37ZM69 215V214H68ZM83 215V214H82ZM180 215V214H179ZM183 215V214H182ZM1 216H3V214L1 215ZM0 216V217H1ZM32 216V215H31ZM39 216H41V215H39ZM52 216V215H51ZM73 216V215H72ZM72 216H70V217H72ZM139 216H140V214H139ZM143 216L145 217V218H143ZM142 216V218L145 220H147L148 218H146V216L145 215H143ZM174 216H176V214H174ZM4 217V216H3ZM76 217V216H75ZM78 217V216H77ZM148 217V216H147ZM152 217V216H151ZM166 217V216H165ZM179 217V216H178ZM182 217V216H181ZM37 218H40V217H37ZM44 218H46V217H44ZM54 218H57V216L56 217H54ZM53 218V219H54ZM155 218V217H154ZM174 218V217H173ZM2 219V218H1ZM0 219V220H1ZM5 219V218H4ZM50 219V218H49ZM74 219V218H73ZM86 219V220H87ZM125 219V218H124ZM138 218H136V220H137ZM175 219V218H174ZM177 219V218H176ZM7 220H9V219H7ZM18 220V219H17ZM19 220H20V218H19ZM26 220V219H25ZM50 220H52V219H50ZM67 220V219H66ZM84 220V219H83ZM82 220V221H83ZM139 220V219H138ZM150 220V219H149ZM148 220V221H149ZM163 220V221H162ZM172 221H174L173 219H171ZM37 221V220H36ZM35 221V222H36ZM55 221V220H54ZM81 221V220H80ZM171 221V222H172ZM177 221V220H176ZM179 221V220H178ZM23 222V221H22ZM39 222H40V219H39ZM68 222V221H67ZM70 222V221H69ZM72 222H74V220L72 221ZM77 222V221H76ZM146 222V221H145ZM156 222H158V225H157V228H159L160 229V227H163V226H166V222L164 221V219L162 218V219H159V221L157 220ZM162 222V223H161ZM165 222V225H161V224H163ZM192 222V221H191ZM41 223V222H40ZM53 223V222H52ZM55 223H57V222H55ZM147 223V222H146ZM24 224V223H23ZM49 224V223H48ZM73 224V223H72ZM142 224V223H141ZM180 224H182V222H180ZM191 224V223H190ZM189 224V225H190ZM193 224V225H194ZM30 225V224H29ZM28 225V226H29ZM38 225H39V223H38ZM44 225H45V223H44ZM62 225H63V223H62ZM61 225V226H62ZM140 225V224H139ZM170 224H169V222H168V226H169ZM172 225V224H171ZM186 225V224H185ZM184 225V226H185ZM192 225V226H193ZM5 226V225H4ZM22 226V225H21ZM27 226V227H28ZM30 226H32V225H30ZM49 226V225H48ZM51 226V225H50ZM88 226V225H87ZM154 225H152V227H153ZM181 226H183V225H181ZM17 227V226H16ZM20 227V226H19ZM34 227H35V225H34ZM42 227V226H41ZM62 227H64V226H62ZM114 227H116L117 229V232L116 233H114V231H113V229L115 230V228ZM186 227V226H185ZM188 227V226H187ZM186 227V228H187ZM5 228V227H4ZM49 228V227H48ZM50 228H52V227H50ZM55 228V227H54ZM65 228V227H64ZM63 228V229H64ZM83 228V227H82ZM154 228H156V227H154ZM154 228H152L153 230H154ZM185 228V229H186ZM190 228H191V226H190ZM1 229V228H0ZM18 229V228H17ZM20 229V228H19ZM25 229H26V226H25ZM28 229V231H30L29 229L30 228H27ZM40 229V228H39ZM57 229V228H56ZM55 229V230H56ZM122 229H124V230H122ZM148 229H149V227H148ZM151 229V230H152ZM167 229V228H166ZM166 229H164V228H162V232L164 231V230H166ZM174 229V228H173ZM173 229H172V236H173ZM189 229V228H188ZM21 230V229H20ZM23 231H24V228L22 229ZM47 230V229H46ZM146 230V229H145ZM168 230V229H167ZM166 230V231H167ZM169 230H170V228H169ZM178 230V229H177ZM48 231V230H47ZM63 231V230H62ZM71 231V230H70ZM80 231V230H79ZM183 231V230H182ZM181 231V232H182ZM31 232V231H30ZM33 232V235L32 236H34V234H35V232H34V230L32 231ZM48 232H50V230L48 231ZM56 232H58V231H56ZM78 232V231H77ZM156 231H154V232H152V231H149V237H150V239L151 240H153L154 238H155V236H154V233H155ZM175 232H176V230H175ZM179 232V231H178ZM180 232V233H181ZM183 232H185V231H183ZM19 233V232H18ZM52 233V232H51ZM86 233L87 232H80V236L78 237V240H86V239H88L89 240V238H88V236L86 235ZM134 233V234H135ZM192 233H193V231H192ZM202 233H204V234H202ZM5 234V233H4ZM12 234V233H11ZM32 234V233H31ZM57 234V233H56ZM97 234V233H96ZM157 233H155V235H156ZM161 234H163V233H161ZM166 234V233H165ZM183 234V233H182ZM194 234V233H193ZM6 235V234H5ZM20 235V234H19ZM66 235V234H65ZM92 235V234H91ZM159 235H160V232H159ZM170 235V234H169ZM168 234L166 235V236H169ZM15 236V235H14ZM31 236V237H32ZM35 236H36V234H35ZM39 236H42V235H39ZM45 236V235H44ZM48 236V235H47ZM94 236H96L94 233H93V237ZM161 236V235H160ZM159 236V237H160ZM165 236V235H164ZM163 236V237H164ZM205 236H207V237H205ZM259 236V235H258ZM263 236V235H262ZM11 238L13 237V235L12 236H10ZM37 237V236H36ZM185 237V235H183V238ZM189 237V236H188ZM188 237H186V238H188ZM196 237H198L197 235H196ZM41 237H39V238H33L32 239V243H35V244H33V246L35 245V247H33L34 248V250L32 249V252H37V251H35L36 249L38 250V247H39V244H41L43 241H41V239H40ZM45 239V241H46V239H48L47 237H42V239ZM97 238V237H96ZM173 238H174V236H173ZM176 238V237H175ZM174 238V239H175ZM10 239V238H9ZM21 239V238H20ZM146 239H148V238H146ZM159 239V238H158ZM169 239V237L167 238V240ZM179 239V238H178ZM194 240H195V238H193ZM200 239V240H201ZM13 244H11V245H13V246H8L7 245V248H6V246H5V249H3L2 250V252H0V259H2V260H5V261H8L9 260V258H11L12 256H18V257H20L21 255H19V252H18V254H16V252L14 251V255L13 254H11V251H12V249H13V247L15 246L16 247V242L17 241H19L18 240V238L15 236V237H13ZM15 240V241H14ZM52 240V239H51ZM71 240V239H70ZM73 240V239H72ZM129 240V241H128ZM160 240H165L166 241V239H160ZM190 240V244L193 242V240L192 239H189L188 238V241ZM191 240H192V242H191ZM198 240H199V237H198ZM29 241H31V240H29ZM41 241V242H40ZM154 241V240H153ZM152 241V242H153ZM169 241V240H168ZM167 241V242H168ZM171 241V240H170ZM182 243H184V241H183V239L182 240H180ZM203 241V240H202ZM258 241V240H257ZM1 242V241H0ZM26 242V241H25ZM187 242V241H186ZM196 241H194L193 243H195ZM16 243V244H15ZM38 243V244H37ZM71 243H73V242H71ZM86 243V242H85ZM146 244H141V242L140 243H138L139 245L138 246H136V247H133V249L135 250V249H141L140 251L139 250H137V252H139V253H145L144 255H139L138 253H137V256H136V250H135V252H134V254L133 255H131V257H130V259L132 258V256H133V258H132V260L134 261V263L133 264H135V260L137 261V263L138 262H140L139 264H143L142 262H144L145 261V263H146V261H148L147 260V258L149 257V255H152L153 253V248H152V251L150 252V248L154 245V244H152V245H148L147 244V242H145ZM160 243V242H159ZM173 243V242H172ZM181 243V244H182ZM188 243V242H187ZM262 243H263V240H262ZM23 244V242H21V245ZM58 244V243H57ZM76 244V243H75ZM87 244H88V242H87ZM131 244V243H130ZM174 244V243H173ZM172 244V245H173ZM177 244V243H176ZM180 244V243H179ZM32 245V244H31ZM30 245V246H31ZM36 245H37V248H36ZM59 245V244H58ZM166 245H168V244H164V246H166ZM189 245V244H188ZM194 245V244H193ZM263 245V244H262ZM261 245V246H262ZM45 246H48L49 248H50V246H49V244L47 245H45ZM54 246V245H53ZM61 246V245H60ZM169 247H172L171 245H168ZM174 246H175V244H174ZM180 246V245H179ZM182 246H183V244L181 245V250L180 251H183L182 250ZM191 246V245H190ZM197 246V245H196ZM199 247H200V245H198ZM56 247V246H55ZM84 247V246H83ZM156 247H158V243L156 242ZM161 247V246H160ZM187 247V246H186ZM207 247V246H206ZM44 248V247H43ZM87 248H89V246L88 247H86V249ZM92 248H90V249H92ZM129 248V249H128ZM162 248V247H161ZM262 248H264V247H262ZM27 249V248H26ZM40 249V248H39ZM54 249V248H53ZM55 249H59V247H56ZM63 249V248H62ZM76 249H78L77 247H76ZM176 249V248H175ZM178 249V248H177ZM192 250H193V248H191ZM195 249H196V247H195ZM195 249H194V251H195ZM199 248H197V250H198ZM20 250H21V246H20ZM45 250H47V249H45ZM44 250V251H45ZM60 250V249H59ZM88 250V249H87ZM163 250V249H162ZM171 250V249H170ZM213 250H215V251H213ZM42 250H40V252H41ZM49 251H50V249H49ZM90 251V250H89ZM143 251V252H142ZM155 251H156V249H155ZM154 251V252H155ZM172 251V250H171ZM30 252H31V250H30ZM31 252V253H32ZM55 252V251H54ZM53 252V253H54ZM57 252H58V250H56V254H57ZM133 252H130V254H132ZM157 252H158V250H157ZM210 252H212V253H210ZM23 253H25V252H23ZM39 253V252H38ZM49 253V256H50V258H51V254H50V252H48ZM59 253V252H58ZM160 253V252H159ZM166 253H167V251H166ZM171 253H173L174 254V251L173 252H171ZM176 254H175V256L177 255V251L175 252ZM181 253V252H180ZM180 253H178V256L179 255H181V254H183V252L180 254ZM192 253V252H191ZM197 253H198V251H197ZM230 253V254H229ZM27 254H28V252H27ZM26 254V255H27ZM36 254V253H35ZM42 254H43V252H42ZM44 254H45V252H44ZM41 255V254H40ZM53 255H55V253L53 254ZM61 255V254H60ZM88 255V256H89ZM162 255H163V253H162ZM205 255H206V258H205ZM30 256V258L32 259L33 258V254L32 255H29ZM29 256L27 257L28 258V260H29ZM32 256V257H31ZM56 256V255H55ZM57 256H59V255H57ZM137 257V258H134V257ZM155 256V255H154ZM153 256V257H154ZM182 256V255H181ZM208 256V257H207ZM22 257H23V255H22ZM26 257V256H25ZM42 257H43V255H42ZM67 257V256H66ZM91 257H89L88 259H90ZM161 257V256H160ZM164 257H166V256H164ZM177 257V256H176ZM184 257H185V255H184ZM43 258H46L45 256L43 257ZM150 258V257H149ZM177 258H180V257H177ZM15 259V257H13V260ZM20 259H22L21 257H20ZM30 259V260H31ZM40 259H42L41 258V256H40V258H37V260H40ZM154 259V258H153ZM159 259V258H158ZM169 260H170V258H168ZM175 259V258H174ZM183 259H185V258H183ZM12 260V261H13ZM152 260V259H151ZM1 261V260H0ZM4 261V262H5ZM17 261V260H16ZM32 261V260H31ZM34 261V260H33ZM46 261H47V259H46ZM54 261V260H53ZM53 261H51V262H53ZM99 261V260H98ZM132 261V262H133ZM171 261V260H170ZM169 261V262H170ZM172 261H175V260H173L172 259ZM185 261V260H184ZM187 261V260H186ZM19 262V261H18ZM17 262V263H18ZM23 263H24V260L22 261ZM40 262V261H36L35 260V262H34V264L36 263V264H38V263ZM43 262V261H42ZM49 262V261H48ZM50 262V263H51ZM56 262V261H55ZM153 262V261H152ZM151 262V263H152ZM160 262H161V259H160ZM179 262V261H178ZM191 262V261H190ZM26 263V262H25ZM24 263V264H25ZM44 263H45V261H44ZM90 263V262H89ZM92 263V262H91ZM165 263V262H164ZM171 263H174V262H171ZM2 264H4L3 262H2ZM7 264H8V262H7ZM31 264V263H30ZM41 264V263H40ZM64 264V263H63ZM69 264V263H68ZM70 264H72V263H70ZM76 264H78V263H76ZM154 264V263H153ZM156 264V263H155ZM158 264V263H157ZM167 264V263H166ZM174 264H176V263H174ZM190 264V263H189ZM247 264V263H246ZM264 264V263H263Z\"/></svg>",
  "mask_w": 264,
  "mask_h": 264
}]
</instances>
